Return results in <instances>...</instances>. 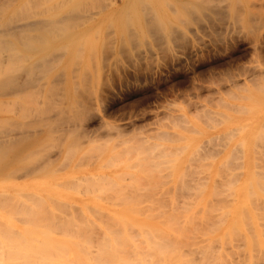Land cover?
Returning a JSON list of instances; mask_svg holds the SVG:
<instances>
[{"label":"rangeland","instance_id":"1","mask_svg":"<svg viewBox=\"0 0 264 264\" xmlns=\"http://www.w3.org/2000/svg\"><path fill=\"white\" fill-rule=\"evenodd\" d=\"M3 1V0H2ZM85 1V0H84ZM88 0H86V2H87ZM238 1H242L243 2V4H242V2H240L241 4H239V3H236V6L237 5H240V7H238L240 10L243 8V10H242V13H239L240 15L241 14H244V15H246V12L248 11L249 13H251V14H249V15H251V16H255L253 13H255L258 17L260 16V17H264V1L263 0H238ZM44 3H42V5L40 4V6H44V5H48L49 3H47L46 4V1H43ZM86 2H84V4L86 3ZM245 2V3H244ZM1 3H3V2H1ZM26 3V2H25ZM24 3V4H25ZM27 4V3H26ZM177 5V4H176ZM243 5V6H242ZM169 6H171V5H169ZM168 6H166V8H165V12H166V14L168 15V17L171 19L172 17H174V16H172L173 15V13L171 12V10H170V12L171 13H169V8H167ZM173 7V6H172ZM242 7V8H241ZM238 8H237V10H238ZM245 8H247V9H249V10H244ZM239 10V12H241ZM245 11V12H244ZM253 14V15H252ZM262 16H261V15ZM172 16V17H171ZM242 16V15H241ZM257 16H255V18H257ZM259 17V18H260ZM262 17V18H263ZM261 18V19H262ZM229 19V18H228ZM227 18L223 21L224 22V24H223V22H222V24H220L219 23V25H218V22H214L215 24H211L212 25V29H213V31H212V29H211V26L210 27H208L209 26V24H208V26L205 24L204 25V27H203V24H204V22H200L199 23V25L197 26V25H195L194 23H192L191 22V24L190 23H188V27L187 26H185L184 24L186 23H184L183 24V27L185 26V27H187L186 28V30L184 31V33H185V36H184V34H183V40H180V41H177L176 42V40H174L175 42H173L170 38H169V41L168 42H166V45H168V43L169 44H171V45H168L169 47H170V49L168 48V47H166L165 48V50H163V49H160L159 47V43H158V45L155 47V43L154 42H152V41H149L150 39H148L147 38V36H144L145 38H144V41L145 40H147V41H145V42H140V43H138V45L140 44V45H142L143 46V48H141L140 46L138 47V45H137V47H136V45L134 46V50H131V49H133V46L131 47V49H130V51H128V54L129 53H131V52H133V53H131V54H129V56H126L127 55V51L125 52V50L124 49H122V48H119V47H121L120 45H122L121 44V41H119L120 42V44H119V46L118 45H116V43L118 44L119 42H118V40L119 39H123V37L121 36V35H119L117 32H113V33H109V35H106V36H109V39H110V37L112 36V35H114V39L113 38H111L110 39V42L107 40H105V44H107L108 42H109V46H111V41H114V44H113V46L112 47H108V48H110L111 49V51L109 50V49H107V47H106V45H105V47H106V52H107V54L104 52L105 51V49L103 50V52L104 53H100V52H102L101 51V49H100V46L101 45H104V41L103 40H101L102 42H103V44L101 43V45L100 46H98V51L100 50V52H99V54H98V51H97V49L95 50V52H87V50H83L82 49V51H80V53L78 52V54H80L81 55V52H82V58L80 59V60H78L79 58H80V55H79V58L78 59H76V60H74L73 62H77L76 64H74L73 66L71 65V63L68 61V65H66L65 64V58H63L60 62H59V64L60 65H62V66H59V67H57V68H55V72L56 71H59V68H61V69H63L64 67V69H63V76H64V78H63V76H62V78H63V82L62 81H60V84L62 83V85H63V87H65V88H61L62 90H63V92L62 91H57V84L59 85L58 87L60 88V84H59V82H57V83H52V85L50 86V90L51 89H53V87L56 89V90H54V91H56V93H52L51 95H53V96H55V95H57V97H58V94H57V92H59L60 94H59V96L61 95V97H64V100H65V103H66V101L68 102V100L67 99H65V97L66 96H68V99H70V100H72L73 99V97H75L74 99H76V100H74L76 103H73L74 101H72V102H70V100H69V102L71 103V104H69V102L68 103H66L67 105H68V109L69 110H71L70 109V107H69V105H71L72 106V104H74L75 105V107L78 109H80L81 107V105H82V103H84V102H86V105H84V107L86 108V107H88V108H86V109H88V113L89 114H87L86 113V111H85V114H87V115H85L86 117H85V119L84 120H82L81 119V117H83V116H81L80 118H79V120H78V118H77V123H75V121L73 120L74 118H72V120L74 121V123L76 124V126H77V131H79L78 130V127H82V129H84V131H82V133L83 132H88V134L86 133H84L85 135H83L82 137H81V135L82 134H80L79 132H77V131H74L73 133L75 134V136L77 137V135H76V133L77 134H79L80 135V137L79 138H77V140L76 141H74V143H72V144H70V143H68L71 139H73L74 137V134H73V136H72V134H71V137L72 138H70V136H68V138H67V136L64 138V140H61L59 143H60V145H57V139L55 138V136H56V134H55V132H52V133H54V134H49V135H51V136H47V140L45 141L46 142V144H47V146H49L48 144H50L51 146H49V147H46V144H45V146L44 147H46V149L47 150H49V152H51L50 150L52 149V150H54V151H56V152H54V151H52L51 153H49L48 154V151H46V152H44L45 153V155H46V153L48 154V155H51V154H53V155H51L50 157H51V159H55V160H53V162H51L50 164H52L51 166H50V164L49 165H47V166H45V168H47L46 170H45V168L43 167V169H41L42 171H40L39 170V172L36 170V172H30V171H26L27 169V167H29L30 166V163L28 164V162H26L28 159H31L32 157H31V155L32 154H29V156H30V158L28 157V159H24V157H23V159H24V161L25 162H21L20 161V163H17L16 164V166L15 165H13V164H11V165H9L7 168H6V170H3L2 169V166H0L1 168H0V196H1V194H2V196L0 197L1 199H0V205H1V203L3 202L4 204L5 203H9V205H10V209L12 208V207H14V208H16L15 210H14V208H12V210H7V212H6V209H3L2 208V206L4 205L3 203H2V205L0 206L1 208H0V227L1 226H3V228H4V230L5 231H1L0 230V232H2V233H0V245L2 246V247H4V245L5 246H7V248L4 250V252H6V250L7 249H9V250H12V248H13V246H14V241L16 240V239H18V237H19V233L17 232V231H22V232H24L23 230H25L26 232H28V234H32V235H35L34 233H32L33 231H45V228H48V230L47 231H49L50 233H52V232H54V230L55 231H57V232H61L62 230H64V228H62V226L60 227V223L62 222V220H65V219H67V217H68V219L69 218H71L72 220L74 219V217H75V220L76 221H78V222H82V220L84 219V217L86 218V217H88V219L87 220H89V219H91V221L89 220V224H91V222L94 224L95 223V225H96V228H97V226L99 227V228H101V229H103V226H105L104 228H107L108 227V229H109V226H110V228H112L111 226H112V223H110V221L111 222H114L113 220H115V219H117V218H119V217H121L122 216V214H123V216H130V215H139L140 213H139V210H141L140 208H138V207H142L143 209H142V215H139V216H143V214H146V213H143V212H147V211H149V210H146V209H148V208H150V206L148 205V204H151V205H153V206H155L156 207V204H157V207L156 208H158L157 210H158V212H160V209L162 210L161 211V213L163 212H166L167 214H172V213H175V209L174 208H172V207H175V204H171L172 202H171V199H172V201L173 200H175V197L177 198L175 201H173V203L174 202H176V201H178V203H177V205H176V207L178 208L179 206V204L180 205H182L183 204V200L185 201L186 200V198H188L189 199V196L191 195V200H186V203L184 202V204H186V205H184V207H183V205L182 206H180L182 209L184 208V210H187V211H183L181 208H180V210H178V211H176V213H178L177 214V217H179L178 219L180 220V222H185V221H187L188 219H186L185 221H183L182 219H184L183 217H184V215L186 216L185 218H187V214H188V217L190 218V216H189V214H190V212H191V216H192V218H193V216H194V220L191 218V220H193V224L195 225V228L193 227L194 225H192L191 227H193L195 230H196V228H197V230L196 231H198L199 233L197 234V233H194L193 234V232H195L192 228H190V229H192L191 230V232H189L190 230H189V227H190V225L189 226H187V225H184V224H182L181 225V227H183L184 228V226H186V230H182V232L180 233L179 231H177L178 232V234L180 235V234H182L183 233V236H180V238L182 237V239L184 238V242H185V240L187 239V237H188V239H190L191 237V239L190 240H187V241H189V243L188 242H185V246L187 247V244H189L190 246L192 245V244H190V243H193V241L195 240V238H196V240L198 239L200 242H202V243H199V241L197 240V242L199 243V244H197L195 241H194V243H193V245L191 246V247H194V249L193 248H191V247H188V248H190V249H188V250H192V252L191 253H189L188 251H187V249L185 248V246H183L185 249H186V251L184 250V248H182V245H181V243L183 242V241H181L180 240V238H179V240H180V242L181 243H179V240H178V237H177V243L179 244L178 245V247H177V249L178 248H182L183 250H184V254H185V256L186 257H184L183 258V253H182V249L181 250H179V252L180 253H182V255L183 256H180V254H178L177 253V256L179 255V259H180V262H181V260H182V262L183 261H187L186 263L188 264V262L190 261H192L193 260V258L195 259H202V257H204V256H201V254L203 255L204 253L202 252V251H205L204 249H207V252L208 253H205V254H209V255H211V249H212V247H210V246H213V248H215L216 250H218V251H214V249H213V251L215 252V253H213V251H212V255H211V259H212V256L215 258V260H216V257H215V255H216V253H217V258L218 257H221V259H222V261H223V263H225L224 262V260H225V258L226 259H228V262H226L225 264H238L239 263V261H240V263L239 264H251V262H252V264H264V241H263V239H264V234H262L263 232H260V231H263L264 230V228H263V226H264V102H262V105L261 106H259V105H257V103H252L253 101L252 100H250V102H248L249 101V98H247L246 99V97L248 96L247 94H249L248 92H247V94H246V97L245 98H243L241 95L243 94L242 93V88H241V86H239L238 88L237 87H235V88H237L238 90H239V88L241 89V91L239 90H235L234 89V87L233 86H230V84L231 85H233L231 82H229L230 84H228V81H227V79L225 78V74L224 73H222L225 69H227L226 67H228V69L230 68V72L231 71H235V67H237L238 68V70H239V72H242V73H244V75H241V77H236L235 79V81H237L236 83H238L239 85L240 84H242L244 81H248L247 79L248 78H250V76H247L248 75V73H249V71L250 70H252L254 67H256L258 64L259 65H261V67H263L264 68V57H261L262 58V60H261V58L260 57H255V55H253L252 54V47H253V45H255L256 43H258V45L260 46V47H262L263 49H264V37H262V36H264V24H262L263 25V27L262 28H260V29H257V31H258V33H257V31H256V29L254 30V28H253V26H254V24H255V22H257L258 20H256V19H254V23H252V28H253V34H259L258 36H259V41H256V42H253V41H251L250 39V37L252 36V34H251V32H250V30H248L246 27H242L241 25H243L241 22H237V24L238 23H240V27H238L237 26V24H236V22H233L232 23V25H235L236 24V26L235 27H229L228 26V24H230L231 22H230V20H232V19H230V20H228ZM256 20V21H255ZM233 21V20H232ZM263 22H264V18H263V20H262ZM228 22V23H227ZM179 24L180 23H177V25H175V26H173L175 29H176V27H178L179 26ZM217 24V25H216ZM258 25L260 24V22L258 21V23H257ZM216 25V26H215ZM228 27H227V26ZM232 25H230V26H232ZM256 25V24H255ZM180 26H181V28H182V24H180ZM179 26V27H180ZM207 26V27H206ZM222 28H221V27ZM227 29H224V27ZM179 27L176 29V32H177V30L179 29ZM198 27H201V28H198ZM206 27V28H205ZM243 29H242V28ZM112 28V27H111ZM180 28V29H181ZM188 28H189V31H188ZM207 28H209V30L207 29ZM214 28H215V30H219L220 31V29H224V30H222V31H220V33H222V34H220L223 38H220L221 36H218V37H216V35H215V37H216V39H218V40H223V41H226V42H229V39H231V41H230V44L231 45H229V44H227V45H229V46H227L228 47V49H227V47L225 46V48H224V46L222 45L223 43H221V42H219V41H215V37L213 36L215 33H214ZM219 28V29H218ZM247 29L246 31H247V33H246V31H244V29ZM259 28V27H258ZM108 29V30H107ZM185 29V28H184ZM183 28L181 29V30H184ZM199 29H200V31H199ZM234 29H236V30H234ZM110 30H112V29H110V27L108 28V27H106L105 29H104V32H108V31H110ZM197 30H198V32H197ZM229 30H230V32H229ZM202 31V32H201ZM214 33V34H212V32ZM239 31V33H237ZM240 31H242V32H244V33H246V37H244L245 35H244V33H240ZM254 31H256V33L254 32ZM103 32V33H104ZM106 32V33H107ZM211 32V33H210ZM229 32V33H228ZM250 32V34H248ZM207 33V34H206ZM212 34V35H211ZM103 35V34H102ZM104 36V35H103ZM102 36V37H103ZM106 36H104V39H106L105 37ZM117 36L119 37V38H117ZM141 36V35H140ZM226 37V38H225ZM249 37V38H248ZM260 37H262V38H260ZM118 40H117V39ZM141 38H143V36H141ZM147 38V39H146ZM214 38V39H213ZM101 39H103V38H101ZM113 39V40H112ZM234 39V40H233ZM163 40H166V37L163 39ZM251 41V42H250ZM154 45V47H151V43ZM162 42V41H161ZM161 42H160V45H161ZM164 42V41H163ZM183 42V43H182ZM215 42V43H214ZM146 43H148L147 45H146ZM252 43H255V44H252ZM260 43V44H259ZM214 44H218V48L219 49H217V48H215V46H214ZM235 44V45H234ZM107 45V46H108ZM173 45V46H172ZM220 45L222 46V47H220ZM233 45V46H232ZM116 46H118V47H116ZM123 46V45H122ZM159 46V47H158ZM162 46H165V44L164 45H161V47ZM213 46H214V48H215V50H214V48H213ZM232 48H231V47ZM255 46H257V44L255 45ZM146 47V48H145ZM172 47V48H171ZM101 48H103L102 46H101ZM116 48H118L117 50H116ZM141 48V49H140ZM163 48V47H162ZM212 50H211V49ZM221 48H223V49H221ZM113 49V50H112ZM128 49V48H127ZM128 49V50H129ZM160 49V50H159ZM166 49H168V50H166ZM218 51H217V50ZM146 50V51H145ZM165 53H164V52ZM110 52V53H109ZM125 52V53H124ZM140 52V53H139ZM41 53H43V52H41ZM86 53V54H85ZM89 53V54H88ZM122 53H124L125 54V56L126 57H124V54H122ZM135 53H137L136 54V56H135ZM165 55H164V54ZM68 54H69V52H68ZM101 54H102V56L104 57H102L101 56ZM106 54V55H105ZM140 54V55H139ZM87 55L89 56V55H92V56H94V55H96V56H94V57H91V56H89V58L87 57ZM105 55V56H104ZM146 55V56H145ZM132 56H135V60L133 59V57ZM139 56V57H138ZM259 56V55H258ZM142 57V58H141ZM147 59H146V58ZM94 58V59H93ZM139 58V59H138ZM89 59H90V62H89ZM92 59H93V61L94 62H92ZM79 62H78V61ZM100 60V61H99ZM235 60V61H234ZM95 61H97L96 63H95ZM233 62V63H232ZM90 63V64H89ZM92 63V64H91ZM101 63V64H100ZM94 64H95V66H94ZM148 64V65H147ZM243 64V65H242ZM89 65H92L91 67L93 68H91ZM82 66H83V68H82ZM98 66V67H97ZM72 67H74L75 69L74 70H72ZM86 67H87V69H86ZM143 67V68H142ZM85 68V69H84ZM98 68V69H97ZM233 68V69H232ZM235 68V69H234ZM71 69V70H70ZM77 69H78V71H77ZM80 69H81V71H83V73H85V71H87L85 74H88V77H86L85 76V74H84V76H85V78L83 77V81L84 80H86V82H85V84L86 83H88V89H86L85 90V88H83L85 91V96L83 95V91L82 90H78V88H80V87H76L75 85H79V82H80V79H82V78H80L79 77V73L81 72L80 71ZM82 69H84V70H82ZM224 69V70H223ZM232 69V70H231ZM91 70V71H90ZM141 70V73L139 72ZM242 70V71H241ZM61 71V70H60ZM59 71V72H60ZM212 71V72H211ZM226 71V70H225ZM224 71V72H225ZM229 71V70H228ZM53 72H54V70H53ZM52 72V74L50 73L49 74V77H48V79L47 80H51L54 76H52V75H54V73ZM72 72V73H71ZM77 72V73H76ZM248 72V73H247ZM76 73V74H75ZM83 73H81V75L83 76ZM233 73V72H232ZM90 74V75H89ZM136 74H138V75H136ZM146 74V75H145ZM224 74V75H223ZM234 74V73H233ZM70 75L72 76V77H75L74 75H76L77 77H75V79L73 78L72 79V77H70ZM80 75V76H81ZM133 75H136L137 77L139 76V80L137 79V77H136V79L137 80H135L134 79V76ZM126 76V77H125ZM210 76H212V77H210ZM224 76V78L226 79L225 81L226 82H224L223 81V79H222V77ZM247 76V77H246ZM52 77V78H51ZM90 77V78H89ZM76 78H77V81H76ZM80 78V79H79ZM122 78H124V79H122ZM142 78V79H141ZM244 78H246V80H244ZM76 81L75 83H78V84H73V81ZM90 80V82H88L87 80ZM221 81H220V80ZM238 79V80H237ZM53 80V79H52ZM218 80V81H217ZM244 80V81H243ZM71 81H72V83H71ZM221 82L220 83V85H218V83L217 82ZM223 81V82H222ZM82 82V81H81ZM214 82H216L217 83V85H216V83H214ZM260 83H261V81H259ZM258 81H256L255 82V84H257V83H259ZM259 83V85H261L262 84V86H261V88L263 87V89H264V85H263V83L264 82H262L261 84ZM72 84V85H71ZM54 85V86H53ZM61 85V86H62ZM87 85V84H86ZM86 85H85V87H86ZM92 85H93V87H92ZM79 86H83L84 87V83H83V85H79ZM219 86H220V88H219ZM254 86V87H253ZM52 87V88H51ZM66 87H68V88H66ZM73 87H75V89L77 88V90H76V92L73 90ZM257 88V86H255L254 84H252V87H251V85H250V88H254V89H256ZM43 88V87H42ZM41 88V89H42ZM45 88V87H44ZM40 89L41 90V92L39 91H36V92H38L37 94H39L38 96H37V94H36V96L39 98L41 95V100H42V98L44 97V93L46 92L45 90L46 89ZM72 88V89H71ZM218 88V89H217ZM259 88L260 87H258V89H256V91L255 90H253V92H251L252 90L250 89V93H253V94H259L258 92L260 91L259 90ZM260 88V89H261ZM60 89V90H61ZM65 89H67V91H68V95H66L67 94V91L65 92ZM72 91H71V90ZM81 89H82V87H81ZM231 89H232V91H233V89H234V91L232 92L231 91ZM30 90V91H29ZM29 90H27V93H33L34 92V95L33 94H31V96H33V97H29L31 100H32V98H34L33 99V102H35L36 100H37V102L40 100V99H37V97H36V99H35V90L36 89H33V91L31 90V89H29ZM48 90V89H47ZM59 90V89H58ZM93 90V91H92ZM32 91V92H31ZM49 91V90H48ZM47 91V92H48ZM51 91H53V90H51ZM51 91H49L50 93H51ZM77 91H79V92H81L82 93V96H81V94L80 95H78V96H76L77 94ZM219 91V92H218ZM237 91H238V93H237ZM246 91V90H245ZM254 91H255V93H254ZM258 91V92H257ZM261 91H263L264 92V90H261ZM261 91H260V94L259 95H261V94H263V93H261ZM65 92V93H64ZM71 92H75L74 94L73 93H71V95H70V93ZM234 92H236V93H234ZM243 92H244V90H243ZM257 92V93H256ZM26 92H25V94H27ZM30 93L29 94H27V98H28V95H30ZM40 93H42V94H40ZM50 93H48V95L50 94ZM63 93H64V96H62L63 95ZM231 93H234V94H241L240 96L241 97H239V96H236V100L234 99V94H231ZM246 93V92H245ZM47 95V93H45V96ZM51 95H49V97H44V99L46 100V98L48 99H51L52 97H50ZM73 95V96H72ZM88 95V96H87ZM264 95V94H263ZM69 96H72V97H69ZM218 96H221V98L222 99H220V97H218ZM80 97H82V98H80ZM28 98V99H29ZM54 98V97H53ZM55 98H56V96H55ZM54 98V101L56 100ZM82 101H80L79 99ZM84 98H86L85 100H84ZM218 98V99H217ZM241 98V99H240ZM243 98V99H242ZM1 99H3V96H1L0 95V100ZM29 99V100H30ZM219 101V99H220V101L218 102L217 100ZM29 100L27 101L28 103H29ZM31 100H30V102H31ZM44 100V101H45ZM63 100V101H64ZM77 100H79L80 102H81V104L79 105L78 103H80L79 101H77ZM207 100H209V102L206 101ZM215 100V101H214ZM240 102H239V101ZM2 101V100H1ZM58 101V100H57ZM224 101V102H223ZM248 102L247 103V105H245L246 104V102ZM33 102H31V103H33ZM51 102H52V100H51ZM78 102V103H77ZM228 102V103H227ZM231 102V104L233 105V107H232V105H231V108H230V105H229V110L227 109V107L226 106H228L227 104H229ZM26 103V102H25ZM24 103V104H25ZM28 103H27V105H28ZM218 105H217V104ZM252 103V104H251ZM0 104H1V102H0ZM199 104H201L200 106H199ZM203 104H206V105H203ZM224 104H226V105H224ZM236 104V105H235ZM238 104H240V106L238 105ZM242 104H244V105H242ZM88 105V106H87ZM91 105V106H90ZM197 105V106H196ZM205 106L204 108H203V106ZM223 105V106H222ZM238 105V106H237ZM254 106L255 107V109H254V107L252 108V109H249L248 107L249 106ZM1 106V105H0ZM77 106H79V107H77ZM83 106V105H82ZM90 106V107H89ZM243 107L244 106V109L246 110L247 109V111L245 112L244 110V113H242L243 111L241 110V112L240 111H238L239 110V108L238 107ZM259 106V107H258ZM224 107H226V108H224ZM234 107H236V108H238V112H239V114H238V112L237 111H234V110H232V109H235ZM250 107V108H251ZM258 107V108H257ZM71 108H73V106L71 107ZM209 110H208V109ZM260 108V109H259ZM89 109H90V112H89ZM207 109V110H206ZM249 109V110H248ZM254 109V110H253ZM257 109V110H256ZM0 110H2V108H0ZM85 110V109H84ZM199 110V111H198ZM232 110V111H231ZM80 112H81V109L79 110ZM204 111V112H203ZM213 111V112H212ZM228 111H229V113H232V114H230L229 115V113H228ZM234 111V112H233ZM253 111V112H252ZM70 112V111H69ZM197 112H199L200 114H198ZM220 112H223L221 115H226V116H221V115H219L220 114ZM236 112V113H235ZM249 112H251V113H249ZM255 112V113H254ZM196 113L198 114V115H196ZM204 113V114H206L205 115V120L206 121H211L212 122V118L214 119V121L215 122H212L213 123V125L212 124H210V125H212L211 126V128H210V126H209V123H211V122H206L207 124H206V126H205V124L203 125V123H205V120L204 119H202V118H204V116H202V118H200L199 119V116L200 115H202V114ZM210 113H212V114H210ZM3 114V112L1 111L0 112V116ZM203 114V115H204ZM84 115V114H83ZM198 117V119H196L197 117ZM227 115L230 117H228L227 118ZM208 118H207V117ZM219 116H220V118H219ZM249 116V117H248ZM194 117H196V118H194ZM223 119H222V118ZM226 117V118H225ZM244 117H245V119H251V118H253L254 120L253 121H241V120H244ZM184 118V119H183ZM186 118V119H185ZM209 119V120H207V119ZM76 119V118H75ZM81 119V120H80ZM198 120H200V121H198ZM204 120V121H203ZM222 120H224V121H222ZM81 121V122H80ZM83 121V122H82ZM198 121V122H197ZM220 121H222V122H220ZM187 122V123H186ZM196 122V123H195ZM261 122H262V124H263V127L262 126H259L260 124H261ZM81 123V124H80ZM191 123H194L195 125L197 124V125H201L202 127H206L205 128V130H204V135H202V136H200V135H196V133H194L193 131H191V130H189V129H192L193 128V124H191ZM201 123V124H200ZM248 123V124H247ZM73 124V123H72ZM74 124V125H75ZM189 125V126H186V125ZM240 124H241V126L242 125H245L244 127H243V129H239V130H237L238 129V127L240 126ZM261 124V125H262ZM183 125H185V127L183 126ZM208 125V126H207ZM192 126V127H191ZM240 126V127H241ZM187 127V128H186ZM188 127H190V128H188ZM213 127V128H212ZM231 127L233 128V127H236L237 129V131H234L235 130V128H234V130H232V131H234V132H236V133H234V132H230L229 133V135L228 134H226V139L228 140V141H226L227 143H228V145H232V144H237V142L240 140L241 141V139H244V143H243V145H242V147H241V149H239V150H237L236 151V149H234V151L235 152H233V155H231L232 154V150L230 151V149L231 148H228L227 150H224V151H221V152H219V153H217V152H214L215 154L214 155H212V153H211V158L210 157H207V156H210V153H209V151H211L210 149H209V151L207 152H204L207 148V146L208 145H211V141L213 142V140H214V142H215V138H213V140H211L210 139V137L209 136H211V138L216 134L215 133V131L217 132L218 130V132H223L224 131V133H226V130H227V132H229V131H231V130H229V129H231ZM239 127V128H240ZM262 127V128H261ZM183 128V129H182ZM229 128V129H228ZM186 131H185V130ZM193 130H194V128H193ZM229 130V131H228ZM81 131V130H80ZM165 131H168L169 133H168V135L166 134V132ZM195 131V130H194ZM161 132H163V134H161ZM165 132V133H164ZM171 132H173V134L171 135ZM196 132V131H195ZM178 135V137L176 136V134ZM167 135V139H166V136H164V135ZM175 134V135H174ZM54 135V136H53ZM78 135V136H79ZM90 135V136H89ZM161 135H163V136H161ZM174 135V136H173ZM180 135H181V137L183 136V138H181L180 137ZM213 135V136H212ZM227 135H228V137H227ZM231 135V136H230ZM234 135V136H233ZM53 136V137H52ZM86 136H89L88 138H87V141H86V138L85 137ZM161 139V137H163V139L162 140H159V138ZM170 138H169V137ZM197 136V137H196ZM48 137H49V139H48ZM52 137V138H51ZM92 137V138H91ZM155 137H157L158 139H156ZM165 137V138H164ZM175 137L176 138H179V139H181V140H179V139H175ZM195 137V138H194ZM231 137V138H230ZM53 138H55L56 139V141H55V139H53ZM81 138V139H80ZM187 138H189V139H193L194 138V140H188ZM51 139H53V140H51ZM79 139H80V141L82 142H80L79 141ZM83 139H85V140H83ZM208 140L209 139V141H206V140ZM43 140V139H42ZM41 140V141H42ZM48 140H51L50 142H52V143H50V142H48ZM69 140V141H68ZM75 140V139H74ZM146 140H147V142H146ZM163 140H165V141H163ZM186 140H188V143H189V145L190 146H185V144H186ZM197 140H198V142H199V144H206L207 146L205 147V148H203V150H202V147H203V145H199V148H198V144H196V142H197ZM202 140H204L203 142H202ZM211 140V141H210ZM217 140V139H216ZM222 140H224V139H222ZM40 141V142H41ZM53 141H54V144H53ZM64 141V142H63ZM66 141H67V143H66ZM73 140H71L70 142H72ZM149 141V142H148ZM202 143H201V142ZM45 142H41V144L43 143H45ZM56 142V143H55ZM91 142V143H90ZM148 144V145H151L152 143L151 142H156L157 144L159 143V145L160 146H158V147H162L161 149H157V147L154 149V151L152 150V147L153 146H150L151 148V150H149L148 151V149H149V147L147 148V146L146 147H142V144H143V146H145V145H147L146 143ZM204 142H206V143H204ZM81 144V146H80V144ZM154 143H153V145H154ZM155 143V144H156ZM195 144L196 146H197V149H196V147L193 145V144ZM208 143V144H207ZM66 144H68V145H73V146H71L72 147V149L71 150H69V151H65V149H69V148H71V147H67L66 148V146H68V145H66ZM94 144V145H93ZM239 144V143H238ZM79 145V146H78ZM102 145V147H100ZM104 145V146H103ZM132 145H134V146H132ZM163 145V146H162ZM165 145H166V150L168 149H170L171 148V151L174 153V155L172 154V152H170V150H169V152L167 153L166 152V150H165ZM61 147L60 149H57V147ZM76 146V147H75ZM155 146V145H154ZM202 146V147H201ZM56 148V150H55V148ZM79 147V149H77ZM125 147H127V148H125ZM129 147V148H128ZM133 147H135V148H133ZM142 147V148H141ZM169 147V148H168ZM173 147V148H172ZM51 148V149H50ZM65 148V149H64ZM130 148H131V151L133 150V152L135 151L136 153H132V158L130 157V154L129 153H131V151H130ZM144 148H146V151H148V153L145 151V149ZM209 148V147H208ZM33 149V147H31L27 152H29V151H33L32 150ZM125 149V150H124ZM139 149H140V152H139ZM144 151H143V150ZM174 149H176V150H174ZM200 149V151H198L197 152V150H199ZM88 150V151H87ZM95 150V151H94ZM127 150H128V152H127ZM137 150H138V153L140 154V159H139V155H138V153H137ZM142 150V151H141ZM157 150H159L160 152H158ZM164 150V151H163ZM175 152H174V151ZM60 151V152H59ZM70 151H75L74 153H69ZM92 151V152H91ZM124 151V152H123ZM150 151L152 152V153H150ZM194 151H196V152H194ZM203 151V152H202ZM213 151V150H212ZM59 152V153H58ZM65 152V153H64ZM66 152H67V154L69 153V155H67L66 154ZM85 152H87L86 154H85ZM96 152V153H95ZM117 152V153H116ZM118 152H119V157H118ZM142 152V153H141ZM143 152H145V153H143ZM154 152V153H153ZM164 153V156H163V154L160 156V160L158 159L159 158V155H160V153ZM181 152V153H180ZM191 152H193V153H191ZM199 152H200V154H199ZM240 152V153H239ZM43 153V154H44ZM57 153V154H56ZM66 154L65 156H66V158H65V156H63L64 154ZM83 155H82V154ZM112 153H114V154H112ZM116 153V154H115ZM155 154V155H150V156H152V157H154V158H152V157H150V156H148L147 154ZM165 153H167V154H165ZM170 153V154H169ZM176 153H178V154H176ZM197 153V154H196ZM204 153H206V154H204ZM239 153V154H238ZM40 154V153H39ZM56 154V155H55ZM73 154V155H72ZM93 154H95V155H93ZM126 154H127V156H126ZM135 156H134V155ZM143 154V155H142ZM145 154V155H144ZM169 154V155H168ZM172 154V155H171ZM193 155V160L195 161V162H193L192 161V163H194V164H192L191 162L189 163V161H191V159L189 160L188 159V156H190L191 158H192V155ZM236 154H238L237 156H236V158L237 157H240V158H238V160L235 158V157H233L234 155H236ZM71 155V156H70ZM82 155V157H80ZM85 155V156H84ZM88 155V156H87ZM90 155H92L90 158H89V156ZM128 155H129V157H128ZM137 155H138V157H137ZM196 155V156H195ZM197 155H198V157H197ZM202 155V156H201ZM232 156V158H230L231 156ZM67 156H68V158H70V159H67ZM83 156H84V161H83ZM117 156V157H116ZM143 156H146L145 158H143ZM155 156H157L156 158H155ZM199 156H200V158H199ZM53 157V158H52ZM63 157V158H62ZM78 157H80V158H82V161L80 160V162H78V163H76V161H77V159H78ZM86 157H88L87 159H86ZM115 159H114V158ZM138 159H137V158ZM149 157V158H148ZM189 157V158H190ZM194 157H196V158H194ZM203 158V163L201 162V163H199L201 160H202V158ZM34 158H35V156H34ZM108 158H110L109 160H108ZM113 158V159H112ZM119 159V161H117V159ZM135 158V159H134ZM141 158H143L142 160H141ZM146 158H148V160H149V162L147 161V159ZM172 158L173 159H176V160H172ZM208 158V159H207ZM226 158H227V160H229L228 161V163H230V160L232 161V163H230V164H228V165H230L231 166V164H233V165H235V166H238L239 165V167H236V168H234V169H231V171H230V173L228 172L230 169L228 168V165H226L227 163L225 162L226 161ZM230 158V159H229ZM65 159H67V160H65ZM127 159V160H126ZM155 159V160H154ZM161 159H165V162L163 161V162H160V161H162ZM171 159V160H170ZM187 159H188V161H187ZM234 159H235V161H234ZM22 160V159H21ZM34 159H32L31 161L29 160V162H32ZM62 160H64L63 162H62ZM114 160V161H113ZM134 160V161H133ZM139 160H140V164H139ZM157 160H159V162L157 161ZM222 160H223V163H225V164H223V163H221L222 162ZM23 161V160H22ZM52 161V160H51ZM61 161V162H60ZM104 161H106V162H104ZM108 161H109V163H111L110 165H109V163H108ZM116 161V162H115ZM132 161V162H131ZM136 161H138V162H136ZM154 163H153V162ZM167 161L169 162V163H167ZM175 161V162H174ZM186 161H187V163H186ZM236 161H238L237 163L238 164H236L235 162ZM66 162V164H62V163H65ZM69 162V163H68ZM114 162V163H113ZM121 162V163H120ZM127 162H129V164L127 163ZM131 162V163H130ZM135 162H136V164H135ZM144 162V163H143ZM150 162H152L153 164H155V165H153L152 163H150ZM156 162H158V163H156ZM196 162H198V163H196ZM240 162V163H239ZM160 163V164H159ZM186 163V164H185ZM235 163V164H234ZM28 164V165H27ZM59 164V165H58ZM60 164H62V166L64 167V168H59V167H61V165ZM116 164H118V165H116ZM129 166H128V165ZM130 164L132 165V167L130 166ZM144 164H146V165H144ZM156 164H159V165H157L156 166ZM162 164V165H161ZM166 164V165H165ZM173 166H172V165ZM185 164V165H184ZM189 164H192V165H194V166H192V165H190L189 166ZM223 164V165H222ZM23 165H27V166H25L26 168H24V166ZM116 165V166H115ZM133 165H136V166H133ZM149 165V166H148ZM152 165V166H151ZM167 165H169L170 166V168H168L169 166H167ZM187 165V166H186ZM224 165H226V169H224L225 168V166ZM12 166V167H11ZM19 168H21L20 169V171L22 170H24V172L26 171V172H30V174H28L27 175V173L25 174L24 172H23V175H22V171L20 172V174L22 175V177L20 176V174H19V176L17 175V172L19 173V169H18V167ZM21 166V167H20ZM58 166V167H57ZM138 166V167H137ZM142 166V168H140V167ZM143 166H146V168L145 167H143ZM158 166H160V167H162V168H159ZM164 166H165V170L163 169L164 168ZM167 166V167H166ZM173 168H172V167ZM176 166H177V169H176ZM184 166V167H183ZM196 166V167H195ZM222 166H224V168H222ZM229 166V167H230ZM234 166V167H235ZM10 167V168H9ZM56 167H57V169H58V171H55V169H56ZM125 167V168H124ZM156 167H158V170H160L159 171V175H161V177H158L157 176V168ZM185 167H187L186 169H185ZM192 169V168H196V169H198L199 171H197V170H195V171H197V172H201L200 173V175H203L202 176V178H201V176L199 175V174H197V175H195V173H191L190 172V168ZM9 168V169H8ZM50 168V169H49ZM138 168V169H137ZM153 168V169H152ZM206 168H207V170H206ZM231 168H232V166H231ZM14 169V173H16V175H11L13 172H12V170ZM26 169V170H25ZM56 169V170H57ZM62 169V170H61ZM137 169V170H136ZM141 169V170H140ZM149 169H151V170H149ZM176 169V170H175ZM184 169V170H183ZM189 169V170H188ZM222 169H224V171L222 170ZM3 170V171H2ZM9 170H11V172H10V174L8 175V172H9ZM15 170H17V172L15 171ZM47 170H49V171H47ZM145 171V172H148V173H146L145 174V172H142V173H144V175H142V173H141V171ZM156 170V175L154 174V173H152V172H154ZM187 170V171H186ZM193 171H194V169H192ZM223 172H222V171ZM228 172V173H226V171ZM233 170V171H232ZM241 170V171H240ZM53 171V172H52ZM127 171V172H126ZM162 171V172H161ZM194 171V172H195ZM219 171V172H218ZM238 171H240L241 173H238ZM123 172V173H122ZM124 172H125V174H124ZM152 174H151V173ZM182 172H184L183 174H182ZM185 172H186V175L187 176H185L184 174H185ZM188 172H190L192 175H194V177L193 176H191L190 177V173H188ZM7 173V174H6ZM32 173V174H31ZM116 173H118V174H116ZM122 175V176H119L120 174ZM133 173H136V174H134V175H137L138 177H140L139 176V174L140 175H142L141 176V179L140 178H138L137 176L135 177L134 175H133ZM164 175H162V174ZM167 173H170V174H167ZM207 173H208V175H207ZM223 173H226V175L225 174H223ZM232 173H234V175L232 174ZM25 174V175H24ZM34 174V175H33ZM93 174V176H91ZM94 174H96V176L94 175ZM112 174V175H111ZM116 176H115V175ZM150 174V175H149ZM189 174V175H188ZM217 174H220L219 176H221L220 178H218L219 176L217 175ZM222 174V175H221ZM227 174H229L228 176H227ZM236 174H240V175H238V177H237V175ZM81 175V176H80ZM87 175V176H86ZM88 175H90V177H93V178H91V181H90V179L88 178L89 176ZM100 175V177L98 178L97 176H99ZM198 175H199V177H200V179L198 178ZM233 175V176H232ZM12 176V177H11ZM15 176H17V177H15ZM77 177V178H74V182H73V177ZM83 176V177H82ZM95 176V177H94ZM109 176V177H108ZM117 178L118 176H119V178H115V177ZM149 176H150V178H149ZM151 176H152V178H151ZM170 176V177H169ZM178 176V177H177ZM218 176V177H217ZM222 176H224V178H222ZM225 176H227V177H225ZM230 176H232V178H234V179H232ZM235 176V177H234ZM84 177H87V179H84ZM133 177H135L134 178V180H133ZM145 177V178H144ZM158 177V178H157ZM176 177L177 178H179L178 180H182V179H184L183 181H177L176 182ZM180 177H181V179H180ZM183 177V178H182ZM184 177H186L187 179L189 178V180H188V182H187V179L186 178H184ZM229 177H230V180L232 179V181L233 180H235L233 183H231L232 181H230L229 180ZM237 177V179H235ZM69 178H71V180L72 181H70V179ZM81 178V179H80ZM95 178V179H94ZM97 178V179H96ZM109 178V179H108ZM111 178V179H110ZM114 178V179H113ZM143 178V179H142ZM160 178V179H159ZM171 178V179H170ZM192 178H193V180H192ZM196 180H199V181H195V182H198L197 184L196 183H192L191 181H194L195 179ZM227 178H228V180L230 181V183H229V181L227 180ZM258 178H259V180L260 181H258ZM69 181H68V180ZM75 179H77V181H75ZM82 179H84V180H82ZM94 179V180H93ZM137 179H139V180H137ZM152 179V180H151ZM154 179H156V180H159L160 182L159 183H157V181L156 180H154ZM191 179V180H190ZM226 179V180H225ZM64 180H66V181H64ZM79 180H82L83 181V184H85V180H86V182L88 181H90V183H91V185H93L94 184V182L93 181H102V183H100V185L98 186V184H96V182H95V187L93 188V186L92 187H90L89 185H88V187H87V185H85V187H87L88 189H86L84 186H83V184L82 185H80L82 182L80 181V182H78ZM110 180V182H108ZM112 180V181H111ZM115 182H114V181ZM200 180L202 181V182H200ZM224 180V181H223ZM256 180V181H255ZM61 181H64V183H61ZM67 181L68 182H70V184L69 183H67ZM105 181V182H104ZM131 181V182H130ZM138 181H140V186L142 187V186H144V185H146L147 186V184H148V181H149V186H148V189L146 190V189H144V188H141L140 187V189H139V191H138V188H139V183H138V188L136 187L137 186V184H135L136 182H138ZM150 181H152L153 183L155 182V184H153L152 182L150 183ZM162 181V182H161ZM194 185V187L196 186V189L197 190H195V188H193L192 187V185H191V183ZM206 181V182H205ZM216 182L217 181V184L215 183L214 184V182ZM218 181H220V182H218ZM228 181V182H227ZM247 181H249V182H247ZM263 181V182H262ZM73 182V183H72ZM88 182H87V184H88ZM112 182H114V183H112ZM116 182H118L119 184H120V186H123V187H116L115 185H118ZM134 182V187L135 188H137V189H135V188H133V186L130 188V190H129V187L127 188V190H126V184H128V185H133V184H131V183H133ZM199 182H200V184H201V186H198V185H200L199 184ZM205 182V183H204ZM213 182V183H212ZM221 182H223V184L221 183ZM225 182V183H224ZM258 182V184H256L255 185V183H257ZM58 183V185H56ZM61 183V185L63 184V185H65V187L64 186H60L59 184ZM75 183H76V186H74L75 185ZM79 183V184H78ZM89 183V184H90ZM103 183H105V184H103ZM108 183H109V185H108ZM113 184L114 186H113V188L112 187H110V186H112L111 184ZM144 183V184H143ZM171 183H172V185H171ZM180 183V184H179ZM182 183L184 184V183H187L186 185H187V187H188V189H187V191L189 192V194L190 195H188V194H185V193H187V192H185L186 191V188H185V186H183V188H180L179 189V186L180 185H182ZM220 183V184H219ZM228 183V184H227ZM69 184V185H68ZM72 184V185H71ZM159 184V185H158ZM178 184V185H177ZM222 184V186H223V189H224V192H223V189H222V186H220ZM224 184H226V185H228L227 187L226 186H224ZM231 184H233V185H231ZM248 184V185H247ZM69 187H67V186ZM70 185H71V188H70ZM110 187H108V186ZM125 185V186H124ZM150 185H152L151 187H150ZM154 185H155V189L156 190H159L158 192L157 191H155L154 192ZM171 185V186H170ZM191 185V186H190ZM214 185H216L215 187H214ZM219 185V186H218ZM249 185H250V187H249ZM263 185V187H261ZM99 188H101L102 189V187L104 188V186H105V189H106V191L105 192H107L105 195L107 196H105V195H103L102 193H104L103 191L104 190H98V187ZM100 186H102V187H100ZM106 186H107V188H106ZM146 186H144L145 188H146ZM178 187V191H176L177 189H176V187ZM189 186L191 187V189H189ZM218 186V187H217ZM67 187V188H66ZM72 187L73 188H75V190H72ZM79 187V189H78V192H77V188ZM90 187V188H89ZM117 188V189H115V188ZM124 187H125V191H123L124 192V194H125V192H126V196L124 195V196H122L123 198L125 197L126 198V201H124L125 199H123V204H122V200L119 198L120 197V195H122L123 194V192H120V195H119V197L117 196L118 195V188L120 189V188H122V190H124ZM166 187V189H164ZM180 187H182V186H180ZM203 187V188H202ZM213 187V188H212ZM219 187H221V188H219ZM225 187V188H224ZM247 187L248 188H250L249 190L251 191H248V189H247ZM258 187H260V188H258ZM97 188V190H95ZM160 188H161V190H162V188H163V193H162V191L160 190ZM167 188L168 189H170V190H167ZM185 188V189H184ZM214 189L215 191H216V188L218 189L216 192L215 191H213L212 189ZM228 188V190L227 191H225L226 189ZM232 188H233V190H232ZM91 189H94V190H92V192H91ZM142 189H144V192H143V190ZM151 190L152 189V191L154 192H152V191H150V192H152V194L148 191V190ZM174 189H176V190H174ZM181 189H183L182 191H181ZM199 189H200V191L202 192L200 195H199V193H198V191H199ZM239 189V190H238ZM251 189H253V190H251ZM258 189V190H257ZM114 191V190H116V193H117V195H116V193H115V191H114V193H115V195H116V197L114 196V194H113V192L112 191ZM121 190V189H120ZM119 190V191H120ZM131 191V192H129V191ZM146 190V191H145ZM174 190V191H173ZM179 190L181 191V194H180V192H179ZM191 190V191H190ZM194 190V191H193ZM230 190V191H229ZM93 191H95V192H93ZM99 191V192H98ZM109 191H111V192H109ZM140 191H142V192H140ZM165 191V192H164ZM167 191H169V194H168V192ZM170 191H171V194H170ZM178 192V194L176 193V192ZM218 191H222L221 192V194H222V196L226 193L228 196L231 194V196H229V197H231V199L230 198H226V197H224V198H222L221 199V197L222 196H220V195H218V196H220L219 198H217L216 197V195L214 194V196L215 197H213L212 195V192L214 193H217ZM232 192L233 191V193H230L229 194V192ZM248 191V192H247ZM18 192H20V194H17ZM27 194H26V193ZM28 192L29 193H31V195L32 194H34V196H31L30 194H28ZM75 192H76V194H75ZM86 192V193H85ZM90 194H89V193ZM146 192L148 193H150V195H148V194H146ZM184 192V193H183ZM194 192H196V196H197V199H195V195L193 196L192 195V193L194 194ZM210 192H211V194H210ZM245 192L248 194V196H249V198H247V194L245 195ZM262 192V193H261ZM6 193V194H5ZM7 193H8V195H7ZM23 193V195H21ZM101 193V194H100ZM141 193H144V194H141ZM157 193H159V194H157ZM161 193V194H160ZM167 193V194H166ZM177 194L178 195V197L175 195V194ZM240 194L241 195V193L243 194V195H241V197H240V195H238V194ZM251 195H250V194ZM10 194V195H9ZM127 194H129L128 196H129V198H132L130 201L128 200V196H127ZM164 194V195H163ZM185 194V195H184ZM218 194V193H217ZM226 194L224 195V196H226ZM258 195V197H254L253 195ZM7 196V198H9V196H10V198H9V200H7V198L5 197V199H4V196ZM20 195V196H19ZM30 195V196H29ZM36 195V196H35ZM103 195V196H102ZM108 195H110L109 197H113V199L111 200V199H108L109 197H108ZM167 196V197H171L170 199L169 198H167V197H161L160 198V196ZM170 195V196H169ZM175 195V196H174ZM180 195V196H179ZM183 196V198H182V196ZM256 195V196H257ZM12 196H14V197H12ZM23 196V197H22ZM27 196L28 197H30V200L32 199L31 197H33V198H37L38 196H40V198L42 199V200H44V204H43V202L40 200V199H32V201H30L29 200V198H27ZM46 196V197H45ZM156 197V196H158V198L156 197V199H153V197ZM173 196H174V198H173ZM208 196L210 197V198H214L213 200H215V201H213L212 199H211V201H210V199L208 198ZM244 196H246V197H244ZM252 196V197H251ZM12 197V198H11ZM18 198V199H16V198ZM24 197L27 199H24ZM47 197H49L50 198V200H49V198H47ZM101 197H104L103 199L101 198ZM117 197H118V199L119 200H121V201H119L118 202V199H117ZM121 197V198H122ZM186 197V198H185ZM239 197H240V199H239ZM261 198V200H259L260 198ZM3 198V199H2ZM14 198V199H13ZM110 201H107V199ZM180 198V199H179ZM194 198V200H193V203H192V199ZM207 198V199H206ZM243 198H244V200H243ZM251 198V199H250ZM256 198H257V201H259V202H257L256 201ZM19 199L20 200H22L21 202H24V204L23 203H21V202H19ZM117 199V202L119 203V204H117V202L116 201H114V200H116ZM140 199H142V200H140ZM144 199V200H143ZM158 199V200H157ZM159 199H160V202H158L159 201ZM163 199H165V200H163ZM170 202H168L167 200ZM199 199H201V200H199ZM209 199V200H208ZM219 199V200H218ZM228 199H230V200H228ZM234 199V200H233ZM249 201H248V200ZM253 199V200H252ZM6 201V202H4V201ZM12 202H11V201ZM18 200V201H17ZM29 200V201H28ZM36 201V202H34V201ZM133 200V201H132ZM180 200V201H179ZM199 200V201H198ZM206 200H208V201H210L209 203H207L206 202ZM216 200H218V201H216ZM221 200V201H220ZM225 200L227 201V202H225ZM243 200V203L241 202ZM251 200V201H250ZM38 201V202H37ZM54 203H53V202ZM114 201V202H113ZM127 201H128V204L130 205H127ZM144 201V202H143ZM156 201V202H155ZM163 201V203H161ZM182 201V203H180ZM191 201V202H190ZM231 202V203H228V202ZM254 201H255V203H254ZM11 202V203H10ZM33 202V203H32ZM52 202V203H51ZM56 202V203H55ZM120 202H121V204H120ZM126 202V203H125ZM130 202H131V204L133 205V203L134 202H136L134 205L135 206H132L131 204H130ZM133 202V203H132ZM147 202V203H146ZM159 203V205H158V203ZM198 204H197V203ZM206 202V203H205ZM216 202V203H215ZM218 202H221V203H219V205H218ZM223 202V203H222ZM239 202V203H238ZM251 204H250V203ZM17 203V204H16ZM61 203H63V204H61ZM126 204V206H128L127 207V209L130 207V209L131 208H133L132 210H131V214H130V212H129V210L130 209H128V211H126V206H122V205H125ZM171 204L172 206H169L170 208L168 209V206L166 205V204ZM212 203H214V206H213V204ZM7 204H5V205H7ZM26 204V205H25ZM33 204V205H32ZM34 204L36 205V206H34ZM40 204H42L43 206H40ZM51 204V205H50ZM52 204H55V205H53V207H52ZM113 204V205H112ZM160 204H162V205H164V207L162 206V205H160ZM187 204L189 205H191V206H187ZM192 204L194 205V207L192 206ZM197 204V205H196ZM208 204V205H207ZM217 204V205H216ZM220 204H222V205H220ZM241 204V205H240ZM255 204H257L258 206H254ZM4 205V206H5ZM12 205V206H11ZM17 205V206H16ZM27 205L29 206V208H31L32 206H33V208H31V209H29L28 210V212L30 213V214H28V212H26L27 211ZM57 205V206H56ZM62 205V206H61ZM74 205V206H73ZM85 205H87V207L85 206ZM201 205V206H200ZM210 205V206H209ZM218 207V209H217V207ZM225 205H228L229 207H227V206H225ZM243 205V206H242ZM245 205V206H244ZM252 205H253V207H252ZM3 206V207H4ZM19 206L21 207L20 209H19ZM24 206V207H23ZM31 206V207H30ZM40 207V208H37V207ZM64 206H66V208L64 207ZM67 206H69L68 208H69V210H67L68 208H67ZM132 206V207H131ZM145 206V207H144ZM149 206V207H148ZM152 206V207H153ZM162 206V207H161ZM189 207V208H187V207ZM209 206V207H208ZM221 206V207H220ZM224 206V207H223ZM239 206H242L243 207V209L246 211V213L244 212V210H243V212L244 213H242V207H239ZM261 206H262V208H261ZM8 207V206H7ZM24 208V210H26L25 212H23V214H22V217L20 216L21 215V213H22V211H24L23 210V208ZM42 207H45V208H43V211H42ZM74 207H76L77 209H75ZM96 208V210L98 209V211H99V215H98V211H95L93 208ZM121 207H123V208H121ZM151 207V209H154L155 207H153L152 208ZM159 207H161L160 209H159ZM203 207H205L204 209H203ZM216 207V208H215ZM226 207V208H225ZM17 208H18V210H20L21 211V209H22V211H21V213H20V211H19V214H18V211H17ZM26 208V209H25ZM36 208V209H35ZM49 208V210H47ZM53 208H56V209H53ZM59 208V209H58ZM65 208V209H64ZM74 208V209H73ZM79 208V209H78ZM88 210H87V209ZM144 208H145V210L146 211H143L144 210ZM156 208H155V210H152L153 212H154V215H156V213H158L157 211H156ZM163 208H166V209H168V212H167V210H165V209H163ZM172 208V209H171ZM187 208V209H186ZM199 208V209H198ZM214 208V210H212L211 211V209H213ZM220 208H222L221 209V212H224V213H220ZM227 208H230V209H227ZM254 208H255V211H254ZM261 208V209H260ZM62 209V210H61ZM86 209V210H85ZM94 211H93V210ZM121 210V212L120 211H118V210ZM123 209H125V210H123ZM195 211H194V210ZM196 209H197V212H200V214H198L197 212H196ZM207 209V210H206ZM215 209H217L216 211H215ZM226 209V210H225ZM256 209H257V211H256ZM32 210V211H31ZM35 210V211H34ZM39 210H40V213H39ZM44 210L46 211L45 213H44ZM56 210H59V211H56ZM64 210V211H63ZM82 212H80V211ZM114 210H116V212L114 211ZM174 212H173V211ZM203 210L205 211V215H206V217H204L203 218V215H204V212H203ZM210 210V211H209ZM225 210V211H224ZM228 210V211H227ZM9 211L11 212V214L9 213ZM38 212V214H37V212ZM48 211V212H47ZM51 211H55V212H57V214L55 213V212H53L52 214H51ZM73 211V212H72ZM112 211V212H111ZM115 213H114V212ZM117 211H118V214L119 213H121L120 214V216L117 214ZM136 211V212H135ZM156 211V212H155ZM170 211H171V213H170ZM215 211V212H214ZM263 211V212H262ZM14 212H17L16 214L14 213ZM34 214H33V213ZM61 212V214H59ZM67 212V213H66ZM75 212V213H74ZM90 212V213H89ZM151 211H149L148 213H150ZM152 212V213H153ZM181 212V213H180ZM182 212H186V213H184V215L182 214ZM193 212H194V214L196 215V217H195V215H193ZM215 213V214H212V216L213 215H215L217 218H215V216L214 217H212L211 219H209V215L211 214V213ZM219 212V213H218ZM227 213V215H226V217H224L223 215H225L226 213ZM239 212H241V213H239ZM255 212V213H254ZM26 213V214H25ZM35 213H36V215H35ZM46 213H48V214H46ZM50 213V214H49ZM63 213V214H62ZM71 213H73V214H71ZM78 213V214H77ZM81 213V214H80ZM111 213H112V215H111ZM128 213V214H127ZM134 213H136V214H134ZM139 213V214H138ZM147 213V214H148ZM152 213H150V214H152ZM160 213V214H161ZM207 213H208V215H207ZM233 213V214H232ZM14 214H15V216H14ZM28 214V215H27ZM35 215L36 217H38V219H36V217H32L33 215ZM41 214H44V219H42L43 218V216L41 215ZM46 214V215H45ZM69 214H71V217H70V215ZM77 214V215H76ZM93 216H92V215ZM106 214H107V216H106ZM165 214V213H164ZM181 214V215H180ZM218 214H219V216L221 215V217H219L218 216ZM239 214V215H238ZM243 214H248L247 216L246 215H244V218H243V216H242V218L243 219H245V221L242 219L241 220V218H240V216L241 215H243ZM256 214V215H255ZM257 214H258V216H257ZM30 215V216H29ZM32 215V216H31ZM39 215V216H38ZM48 215H51V217H48ZM52 215L54 216V219H55V223L53 224L52 222H50V221H53L54 219H52ZM58 215V216H57ZM79 215H81V216H83V219H81L80 221H79V218H80V216ZM102 215V216H101ZM105 215V216H104ZM110 215V216H109ZM182 217L181 219H180V216ZM204 215V216H205ZM232 215V216H231ZM261 215V216H260ZM14 216V217H13ZM27 216V217H26ZM28 216H29V219H28ZM42 216V217H41ZM45 216H47L46 218H45ZM62 216V217H61ZM72 216H73V218H72ZM97 216V219H100L101 220V218L103 219V220H101L102 222L104 221V219L107 217L108 218V220H107V218L105 219L106 221H105V223L104 224H106L108 221V225H104L102 222V224L96 219V218H94V217H96ZM113 217L112 218V220H111V218L110 217ZM201 216V218H199ZM246 216V217H245ZM249 216V217H248ZM257 216V217H256ZM24 217H25V219H24ZM30 217H32V218H34L33 220H32V218L30 219ZM66 217V218H65ZM198 217V220L196 219ZM211 217V216H210ZM237 217H238V219H237ZM247 217L249 218V219H247ZM261 217H263V218H261ZM16 218V219H15ZM20 218V219H19ZM41 218V223H43V222H47V224H49V225H44L45 226V228L43 227V225H42V227H41V223L39 224V219ZM47 218H49V220H50V218H51V220L49 221V220H47ZM63 218V219H62ZM78 218V219H77ZM115 218V219H114ZM219 218H221V220H219ZM23 219H24V221H23ZM36 219V220H35ZM61 220V221H59V220ZM67 219V220H68ZM85 219V220H86ZM110 219V220H109ZM207 220V222L205 221V220ZM215 219V220H214ZM224 220V222H223V220ZM235 219V220H234ZM58 220V221H57ZM66 220V221H67ZM72 220H70V222H72ZM84 220V221H85ZM87 220H86V222H87ZM95 220H96V222H95ZM182 220V221H181ZM211 220V221H210ZM217 220V222L215 223H213V224H216L215 226H214V231H213V228L211 227L213 224L211 223V222H213V221H216ZM220 222H219V221ZM233 220V221H232ZM247 220V221H246ZM250 220V221H249ZM263 220V221H262ZM26 221V222H25ZM30 221H33V223L34 224H32V222H30ZM35 221H37L36 223H38V224H36L35 223ZM83 221V222H84ZM189 221L190 220H188V223H189ZM197 222V223H194V222ZM205 221V222H204ZM210 221V222H209ZM235 224V221L237 222V224H233L234 225V227L233 228H231L230 229V231L232 230V229H234V228H237V229H234V231L236 232V234H235V232L233 233L232 231H231V233L233 234V235H235V236H233L232 235V237H230L229 236V228L228 227H230L232 224V222ZM241 221H243V222H241ZM260 221V222H259ZM22 222H24V223H22ZM30 222V223H29ZM48 222H50L51 223V226H54V227H50V223H48ZM58 224H57V223ZM73 222H75L74 220H73ZM82 222V223H83ZM178 223H180L179 221H177ZM221 222H222V224H221ZM246 222V223H245ZM257 222H259V223H257ZM27 223V224H26ZM75 223H77V222H75ZM88 223V222H87ZM177 223V225H179ZM207 223V224H206ZM239 223V224H238ZM24 224V225H23ZM32 224V225H31ZM44 224V223H43ZM53 224V225H52ZM64 224H65V221H64ZM63 224V225H64ZM67 224V223H66ZM85 224V223H84ZM89 224L88 225H86V226H88L89 228H92V229H96L94 226H93V224H91V226H93V227H91V226H89ZM191 224V223H190ZM210 224H212V225H210ZM217 224H219V226H217ZM221 224V225H220ZM231 224V225H230ZM250 224V226L249 227H251L250 228V230H248V228L249 227H247L248 225ZM263 224V225H262ZM4 225H5V227H4ZM7 225H8V228H7ZM34 225V226H33ZM35 225H39V226H35ZM55 225L57 226V227H60V228H57V229H55ZM204 226L205 227V229H204V227H199V226ZM207 225V226H206ZM244 225H247V226H244ZM259 225H262L261 227L259 226ZM46 226H49L50 227V229L51 230H49V227H46ZM86 226H83V228L81 227V229L83 230V229H85L84 227H86ZM197 226V227H196ZM217 226V227H216ZM226 226V227H225ZM10 227V228H9ZM64 227V226H63ZM178 227V226H177ZM181 227H179L180 228V230L182 229ZM210 227H211V229H210ZM219 227V228H218ZM244 227H247V229L246 228H244ZM2 228V227H1ZM0 228V229H1ZM67 229H69L68 227H66ZM65 228V229H66ZM187 228H188V232H187ZM200 228V229H199ZM217 228V229H216ZM8 229V230H7ZM62 229V230H61ZM75 229H78V228H75ZM80 229V228H79ZM78 229V230H79ZM80 229V230H81ZM86 229H87V227H86ZM98 229V228H97ZM96 229V230H97ZM178 229V228H177ZM206 229H207V233L208 234H205V233H203V232H201V231H203L204 230V232L206 231ZM209 229L211 230V231H213V233H210V232H208L209 231ZM221 229H222V232L225 230H227L226 232H227V234H226V232H223V233H225L227 236H228V238H226V237H224V236H222L223 235V233H221ZM247 231H246V230ZM261 229H263V230H261ZM10 230V231H9ZM14 230V231H13ZM53 230V231H52ZM216 230V231H215ZM217 230H219V231H217ZM239 232H238V231ZM251 230L252 231H254V232H252V234L251 233H249V232H251ZM12 231V232H11ZM52 231V232H51ZM249 231V232H248ZM5 232V233H4ZM11 232V233H10ZM14 232V233H13ZM26 232H24V233H26ZM247 232H248V234H247ZM210 233V234H209ZM239 233V234H238ZM31 234L29 235V236H31ZM58 233H55L54 235H55V237H58V238H60V234H58V236H56ZM178 234H177V236H178ZM196 234H197V236H196ZM262 234V235H261ZM7 235V236H6ZM26 236H27V234H25ZM51 234H48L47 236H50ZM210 236L209 238H208V236ZM217 235V236H216ZM218 235H219V241H213V239H216L217 237H218ZM237 235V236H236ZM241 235V236H240ZM254 237V235H255V237H254V240H256L255 241V245L254 244H251L252 242L254 243V241H252L251 243H250V240L251 239H253V237ZM17 236V237H16ZM28 236V237H29ZM40 236V235H39ZM186 237V239H185V237ZM215 236V237H214ZM240 236V237H239ZM208 239H207V238ZM223 237V238H222ZM237 237V238H236ZM242 237V238H241ZM250 237H252V238H250ZM3 238H5V239H7L8 238V240H2ZM13 238V239H12ZM14 238H16V239H14ZM212 238V239H211ZM224 239V238H226V239H228V243H227V245H226V243H225V245L227 246V249H228V253H227V250L226 251H224L223 249H224V247L223 246H221L222 244H223V241H225V240H223L222 241V239ZM233 238V239H232ZM194 239V240H193ZM237 239H238V242H237ZM208 240H209V242L211 241V244L208 242ZM218 240V239H217ZM231 240V241H230ZM1 241H4L3 242V245L1 244ZM6 241V242H5ZM8 241H10L9 242V244H8ZM17 241V240H16ZM15 241V242H16ZM204 241V242H203ZM214 243H213V242ZM222 241V242H221ZM12 242H13V245H12ZM215 242H217V244L219 245H217ZM219 242V243H218ZM230 242H232V243H230ZM237 242V243H236ZM241 242V243H240ZM243 242V243H242ZM5 243V244H4ZM33 243H35V242H33ZM204 243V244H203ZM209 243V244H208ZM235 243V244H234ZM249 243H250V245H251V247H252V245L254 246V247H252V248H254V249H252L251 247H250V245H249ZM257 243V244H256ZM7 244V245H6ZM183 244V243H182ZM213 244V245H212ZM216 244V245H215ZM241 244V245H240ZM8 245H12V247H9ZM204 246L203 247V250L202 249H200V247H197V246ZM210 245V246H209ZM228 245H229V247H230V245H231V247L229 248L228 247ZM233 245V246H232ZM236 245H237V247H236ZM240 245V246H239ZM258 246V248H257V246ZM1 246H0V248H1ZM179 246H181V247H179ZM214 246H217V247H214ZM243 248H242V247ZM246 246V247H245ZM196 247V248H195ZM206 247H208V248H206ZM210 247V248H209ZM223 247V248H222ZM240 247V248H239ZM222 248V249H221ZM226 248V247H225ZM236 248V249H235ZM238 248H239V250H238ZM245 248V249H244ZM195 249L196 250H201V252H200V256H197L195 253H199L198 251L196 252L195 251ZM230 249H231V251L233 252L234 250H235V252H233V255H232V252L230 251ZM240 249H241V251H240ZM251 249H252V251H251ZM258 249V250H257ZM260 249H262V250H260ZM221 250V251H220ZM247 252H246V251ZM254 250H256L255 252H254ZM8 251V250H7ZM194 251V252H193ZM240 251V252H239ZM242 251H244V252H246V253H244V252H242ZM258 251V252H257ZM206 252V251H205ZM220 252V253H219ZM222 252H224V253H227V255H224V253H222ZM231 252V253H230ZM239 252V254H237ZM242 252V253H241ZM187 253H189L190 254V256H192L193 254L195 255V257H192L189 261L188 260H186L187 259V257H188V255H186ZM235 253V254H234ZM257 254V256H258V254H259V256L257 257V258H254V257H256V254ZM263 255H261V254ZM237 254V255H236ZM242 254H244L243 256H242ZM255 254V255H254ZM220 255V256H219ZM261 255V256H260ZM190 256H189V258H190ZM207 256V255H206ZM245 256V257H244ZM248 256V257H247ZM180 257H182V258H180ZM201 257V258H200ZM240 257V258H239ZM244 257V258H243ZM251 257H252V259L253 260H251ZM259 257H261L260 259H259ZM178 258V257H177ZM235 258V259H234ZM195 259V260H196ZM205 259V258H204ZM207 259V258H206ZM206 259H205V262H204V264H206L207 262H208V264L210 263H212V264H216V263H218V264H220L219 263V261L221 260L220 258V260L218 261V259L216 260V261H218V262H216L214 259H213V261L211 262H209V260L206 262ZM208 259H210L209 257H208ZM238 261H237V260ZM241 259V260H240ZM257 259V260H256ZM194 260V261H195ZM203 260V259H202ZM245 262H243V261ZM246 260V261H245ZM248 260V261H247ZM251 260V261H250ZM259 260V261H258ZM200 261L201 260H199V262H198V264H203V263H200ZM204 261V260H203ZM202 261V262H203ZM221 261V262H222ZM227 261V260H226ZM233 261V263H231ZM257 261V262H256ZM179 262V260H177V264H182V263H180ZM189 262V263H190ZM196 262V261H195ZM195 262H192V263H194V264H197V263H195ZM243 262V263H242ZM261 262V263H260ZM185 263V264H186ZM192 263H190V264H192ZM168 264H171V263H168ZM222 264V263H221Z\"/></svg>","mask_w":264,"mask_h":264},{"label":"bare ground","instance_id":"2","mask_svg":"<svg viewBox=\"0 0 264 264\" xmlns=\"http://www.w3.org/2000/svg\"><path fill=\"white\" fill-rule=\"evenodd\" d=\"M43 1H46V4L47 3H49L47 6L46 5H44V6H40V4L42 5V3H44ZM264 1V0H263ZM1 2H3V3H1ZM27 4H26V3ZM84 2H86V0L84 1V0H0V95L1 96H3V99H1L0 100V102H1V106H0V108H2V110H0V112L2 111L3 112V114L0 116V166H2V169L3 170H6V168L9 166V165H11V164H13V165H15L16 166V164L17 163H20V161L23 163V162H25L24 161V159L26 160V159H28V157L30 158V156H29V154H32L31 155V159H28L26 162H28V164L30 163V166L29 167H25V166H27V165H23L24 166V168H26L25 170L26 171H30V172H36V170L39 172V170L40 171H42L41 169H43V167L45 168V166H47V165H49L51 162H53V160H55V159H51V155H53V154H51V155H48L49 153H51L52 151H54V150H52L51 148V152H49V150H47L46 149V147H49V146H51L50 144H48L49 146H47V144H46V140H47V136L49 135V134H54V133H52V132H55V134H56V136H55V138L57 139V141H56V139L55 138H53V139H55V141L57 142V145H60V141L61 140H64V138L67 136V138H68V136H70V138H72L71 137V134L74 132V131H77V126H76V124L75 123H77V121L79 120V118L81 117V116H83V117H81V119L82 120H84L85 119V115H87V114H89L88 113V109H86V108H88V107H84V105H86V102H84V103H82V105L80 106L81 108V112L79 111L80 109L78 108H76L75 107V105L74 104H72V106H73V108H71L72 106L71 105H69V107H70V109L71 110H69L68 109V105L66 104V103H68L69 102V100L70 99H68V96H66L65 97V99H67L68 100V102L66 101V103H65V100H64V97H61V95L59 96V94L61 93L60 91H62L63 92V90L61 89V88H65V87H63V85H62V83L60 84V81H62L63 80V78H64V76H63V69L65 68H63V69H61V68H59V71H56L55 72V68H57V67H59V66H62V65H60L59 64V62L63 59V58H65V64L66 65H68V61L71 63V65L73 66L74 64H76L77 62H73L74 60H76V59H78L79 58V55L80 54H78V52L80 53V51H82V49L83 50H87V52H95V50L97 49V51H98V46H100L101 45V43L103 44V42L101 41V40H103L104 41V45H101L103 48H101V46H100V49H101V51L102 52H100V50L98 51V54H99V52L100 53H106L107 54V52L110 50L111 51V49L110 48H108V47H112L113 46V44H114V41H111V46H109L108 44H109V42H110V39L111 38H113L114 37V35H112L111 37H110V39H109V33H113V32H117L119 35H121L122 37H123V39L121 38V39H117V38H119L118 36H117V40H118V42L119 41H121V44L123 45H120L121 47H119V48H122V49H124L125 50V52L127 53V55L126 56H129V54H131V53H133V52H131V53H129L128 54V51H130V49H131V47L133 46V49H131V50H134L136 47H137V45H138V43H140V42H145V41H147V40H145L144 41V36H147V38L148 39H150L149 41H152V42H154L155 44V47L158 45V43H159V48L160 49H163V50H165V48L166 47H168L169 49H170V47L168 46V45H171V44H169L168 43V45H166V42H168L169 41V38L173 41V42H175L174 40H176V42L177 41H180V40H183V34H184V36H185V33H184V31L186 30V28L188 27L187 25H188V23H190L191 24V22L192 23H194L195 25H199V23L201 22H204V24H203V27H204V25L206 24L207 26H208V24H209V26L208 27H210L211 26V29H212V25L211 24H215L214 22L216 21V22H218V25H219V23L220 24H222V22L227 18H229L228 20H230V19H232V20H230V24H228V26L229 27H235L236 26V24H237V22L239 21V22H241L243 25H241L242 27L244 26V27H246L248 30H250V32H251V34H252V36L250 37L251 39V41H253V42H256V41H259V34H253L252 32H253V28H254V30L256 29V31H257V29H260V28H262L263 27V25L262 24H264V22L262 21L263 20V18L262 17H258L255 13H253L255 16H257V18H255V16H251V15H249V14H251V13H249L248 11L246 12V15H244V14H239V13H242V10H243V8L240 10L238 7H240V5H237L236 6V3H239V4H241L240 2H242V1H238V0H88L85 4H84ZM25 3V4H24ZM245 3V2H244ZM177 4V5H176ZM242 4H243V2H242ZM169 5H171V6H169ZM166 6H168L167 8H169V13H173V15L172 16H174V17H172L171 19L168 17V15L166 14V12L164 11L165 10V8H166ZM173 6V7H172ZM243 6V5H242ZM237 8H238V10H237ZM247 8H245L244 10H246ZM170 10H171V12H170ZM239 10L241 11V12H239ZM247 10H249V9H247ZM250 11V10H249ZM245 12V11H244ZM252 14V15H253ZM262 18V19H261ZM254 19H256V20H258L259 22H260V24L258 25L257 23H258V21L257 22H255V24H254V26L252 25V23H254L253 21H254ZM255 20V21H256ZM226 21V20H225ZM224 21V22H225ZM186 22V23H185ZM188 22V23H187ZM224 22H223V24H224ZM233 22H236V24L235 25H232V23ZM177 23H180V24H182V28L184 29V30H181L182 28H181V26H180V24H179V29L177 30V32H176V29L178 28V27H176V29L173 27V26H175V25H177ZM185 23V24H184ZM200 23V24H201ZM228 23V22H227ZM183 24L185 25V26H187V27H183ZM234 24V23H233ZM192 25V24H191ZM217 25V24H216ZM215 25V26H216ZM225 25V24H224ZM230 25H232V26H230ZM239 25V26H238ZM200 26V25H199ZM206 26V27H207ZM227 26V25H226ZM227 26V27H228ZM237 26L238 27H240V23H238L237 24ZM252 26H253V28H252ZM262 26V27H261ZM106 27H110V29H112V30H110V31H106V32H104V29L106 28ZM112 27V28H111ZM205 27V28H206ZM221 27V26H220ZM224 27V26H223ZM241 27V28H242ZM243 27V28H244ZM259 27V28H258ZM181 28V29H180ZM198 28H201V27H198ZM222 28V27H221ZM242 28V29H243ZM244 29V31H246L247 29ZM208 30H209V28H207ZM210 29V30H211ZM219 29V28H218ZM224 29H226L225 27H224ZM224 29H220V31H222V30H224ZM108 30V29H107ZM209 30V31H210ZM227 30V29H226ZM234 30H236V29H234ZM188 31H189V28H188ZM199 31H200V29H199ZM212 31H213V29H212ZM211 31V32H212ZM220 31L219 30H215V28H214V33L212 32V34H214L213 36L215 37V35H216V37H218V36H221L220 34H222V33H220ZM256 31H254L255 33H256ZM104 32V33H103ZM197 32H198V30H197ZM202 32V31H201ZM210 32V33H211ZM229 32H230V30H229ZM228 32V33H229ZM242 31H240V33H241ZM250 32L248 33V34H250ZM237 33H239V31L237 32ZM242 33H244V32H242ZM246 33H247V31H246ZM246 33H244V37H246ZM257 33H258V31H257ZM106 36V35H109V36H106L105 38L106 39H104V36ZM207 34V33H206ZM211 34V35H212ZM143 36V38H141V36ZM103 36V37H102ZM166 37V40H163L164 38ZM216 37H215V41H219V42H221V43H223L222 45L224 46H229V45H231L230 44V41H231V39H229V42H226V41H223V40H218V39H216ZM262 37H264V36H262ZM262 37H260V38H262ZM101 38H103V39H101ZM146 38V39H147ZM220 38H223L222 36L220 37ZM226 38V37H225ZM249 38V37H248ZM109 39V40H108ZM114 39V38H113ZM112 39V40H113ZM214 39V38H213ZM224 39V38H223ZM263 39V38H262ZM105 40L107 41H109L107 44H105L106 42H105ZM225 40V39H224ZM234 40V39H233ZM162 41V42H161ZM164 41V42H163ZM250 41V42H251ZM160 42H161V45H164L165 44V46H162L161 47V45H160ZM181 42V41H180ZM232 42V41H231ZM151 43V42H150ZM183 43V42H182ZM215 43V42H214ZM100 44V45H99ZM119 44H120V42L117 44L116 43V45H118L119 46ZM137 44V45H136ZM148 43H146V45H147ZM157 44V45H156ZM227 44H229V45H227ZM252 44H255V43H252ZM257 44V46H255ZM255 45H253V47H252V54L253 55H255V57H264V49L262 48V47H260L259 45H258V43H256ZM260 44V43H259ZM105 45H106V47H107V49H109L107 52H106V47H105ZM108 45V46H107ZM136 45V47L134 48V46ZM154 45L151 43V47H154ZM235 45V44H234ZM118 46H116V47H118ZM141 47V48H143V46L142 45H138V47ZM148 46V45H147ZM173 46V45H172ZM214 46H215V48H217V49H219L218 47V44L216 45V44H214ZM214 46H213V48H214ZM225 46H224V48H225ZM233 46V45H232ZM114 47V46H113ZM137 47V48H138ZM220 47H222L221 45H220ZM231 47V46H230ZM129 50H128V49ZM140 48V49H141ZM146 48V47H145ZM172 48V47H171ZM215 48H214V50H215ZM232 48V47H231ZM105 49V51L103 52V50ZM118 48H116V50H117ZM144 49V48H143ZM159 49V50H160ZM211 49V48H210ZM216 49V50H217ZM221 49H223V48H221ZM227 49H228V47H227ZM113 50V49H112ZM166 50H168V49H166ZM212 50V49H211ZM146 51V50H145ZM218 51V50H217ZM41 52H43V53H41ZM68 52H69V54H68ZM124 52V53H125ZM164 52V51H163ZM110 53V52H109ZM124 53H122V54H124ZM140 53V52H139ZM165 53V52H164ZM163 53V54H164ZM86 54V53H85ZM89 54V53H88ZM105 54V55H106ZM136 54L137 53H135V56H136ZM81 55H82V52H81ZM80 55V58L78 59V60H80L81 58H82V56ZM100 55V54H99ZM104 55V56H105ZM108 55V54H107ZM132 55V54H131ZM138 55V54H137ZM140 55V54H139ZM165 55V54H164ZM259 55V56H258ZM89 56H91V57H94V56H96V55H94V56H92V55H89ZM89 56L87 55V57L89 58ZM101 56H102V54H101ZM125 56V54H124V57H126ZM135 56H132L133 57V59L135 58ZM146 56V55H145ZM103 57V56H102ZM139 57V56H138ZM260 57V58H261ZM95 58V57H94ZM93 58V59H94ZM104 58V57H103ZM142 58V57H141ZM146 58V57H145ZM93 59H92V62H94L93 61ZM96 59V58H95ZM139 59V58H138ZM147 59V58H146ZM77 60V61H78ZM135 60V59H134ZM261 60H262V58H261ZM100 61V60H99ZM235 61V60H234ZM79 62V61H78ZM89 62H90V59H89ZM97 61H95V63H96ZM233 63V62H232ZM78 64V63H77ZM90 64V63H89ZM92 64V63H91ZM101 64V63H100ZM148 65V64H147ZM243 65V64H242ZM75 66V65H74ZM90 67L92 66V65H89ZM94 66H95V64H94ZM98 67V66H97ZM238 67V66H237ZM237 67H235L234 69H235V71H231L230 72V68L228 69V67H226L227 69H223L224 71L222 72V73H224L225 74V78L227 79V81H228V84H230L229 82H231L233 85H231L230 84V86H233L234 87V89L235 90H238L237 88L239 87V86H241V88H242V95L241 94H234V93H236V92H234V93H231V94H234V99L236 98V96H239V97H243V98H245L246 97V94H247V92L249 93V94H247L248 96L246 97V99L247 98H249V101L248 102H250V100H252L253 102V104L254 103H257V105H259V106H261L262 105V102H264V92L263 91H261V90H264L263 89V87L261 88V86H262V82H264V68L263 67H261V65H257L256 67H254L252 70H250L249 71V73H248V75L247 76H250V78H248L247 80L248 81H244V80H246V78H244V82L242 83V84H238V83H236L237 81H235L236 79V77L238 76V77H241V75H244V73H242V72H239V70H238V68ZM82 68H83V66H82ZM92 68V67H91ZM143 68V67H142ZM75 68L74 67H72V70H74ZM85 69V68H84ZM84 69H82V70H84ZM86 69H87V67H86ZM93 69V68H92ZM98 69V68H97ZM233 69V68H232ZM231 69V70H232ZM53 70H54V72H53ZM71 70V69H70ZM229 70V71H228ZM63 71V72H62ZM77 71H78V69H77ZM80 71H81V69H80ZM91 71V70H90ZM242 71V70H241ZM52 72L54 73V75H52V76H54L51 80H47L48 79V77H49V74L51 73L52 74ZM87 71H85V73H86ZM140 73H141V70L139 71ZM212 72V71H211ZM234 74H233V73ZM72 73V72H71ZM77 73V72H76ZM75 73V74H76ZM81 73H83V71H81L79 74L81 75ZM85 73H83V76L81 75H79V77L80 78H82V79H80V82H79V85L81 84V85H83V83H84V87L83 86H77V85H75L76 87H80V88H78V90L80 89V90H82L83 91V95L85 94V92L87 91L86 89H88V83H86L85 84V82H86V80H84L83 81V77L85 78V76L86 77H88V74H85ZM88 73V72H87ZM84 74H85V76H84ZM223 74V75H224ZM90 75V74H89ZM136 75H138V74H136ZM136 75H133L134 76V79L135 80H137L138 78H139V76L137 77ZM146 75V74H145ZM62 76H63V78H62ZM75 77H77L76 75H74ZM246 76V77H247ZM70 77H72L71 75H70ZM75 77H72V79L74 78L75 79ZM126 77V76H125ZM136 77H137V79H136ZM210 77H212V76H210ZM222 77V76H221ZM90 78V77H89ZM224 78V76L222 77V79H223V81L224 82H226L225 79ZM71 79V80H72ZM122 79H124V78H122ZM142 79V78H141ZM139 80V79H138ZM220 80V79H219ZM238 80V79H237ZM73 81V80H72ZM72 81H71V83H72ZM76 81H77V78H76ZM76 81H73V84L76 82ZM82 81V82H81ZM88 82H90V80L88 79L87 80ZM218 81V80H217ZM216 81V82H217ZM221 81V80H220ZM217 82L218 83V85H220V83L221 82ZM222 81V82H223ZM256 81H261V85H259V83H257V84H255V82ZM57 83V82H59V84H60V88L58 87L59 85L57 84V91H59V92H57V94H58V97H57V95H55L56 96V98H55V96H53V95H51L52 93L54 94V93H56V91H54V90H56L54 87H53V89H51V90H53V91H51L50 90V86L52 85V83ZM63 82V81H62ZM78 82V81H77ZM216 82H214V83H216ZM53 83V84H54ZM217 83H216V85H217ZM51 84V85H50ZM75 84H78V83H75ZM252 84H254L255 86H257V88L256 89H258V87H260L259 88V90L261 91V93H263V94H261V95H259L260 94V91L258 92L259 94H253V93H250V89L252 90L251 92H253V90H255L256 91V89H254V88H250V85H251V87H252ZM55 85V84H54ZM53 85V86H54ZM62 85V86H61ZM72 85V84H71ZM85 85H86V87H85ZM263 85H264V83H263ZM46 89L45 91V93H47V95L45 96V93L43 94L44 95V97H49V95H51L50 97H52L51 99H47L46 98V100L44 99V97L42 98V100L40 99L41 98V96L38 98L37 96L39 95V94H37L39 91L41 92V90L43 89ZM81 87H82V89H81ZM92 87H93V85H92ZM235 87H237V88H235ZM254 87V86H253ZM42 88V89H41ZM52 88V87H51ZM66 88H68V87H66ZM83 88H85V90L83 89ZM219 88H220V86H219ZM29 89H31L32 91H33V89H36L35 90V92L36 91H38V92H36L35 93V99H36V97H37V99H40L38 102H37V100L35 101V102H33V99L34 98H32V100L29 98L30 96H31V94H33L34 95V92L33 93H30V95H28V98L31 100V102H33V103H31L30 102V100L27 98V94H29V93H27V90H29ZM41 89V90H40ZM51 91V93L48 91ZM59 89V90H58ZM61 89V90H60ZM72 89V88H71ZM70 89V90H71ZM218 89V88H217ZM234 89H233V91H234ZM73 90L76 92V90H77V88L75 89V87H73ZM79 90V91H80ZM239 90L241 91V89L239 88ZM238 90V91H239ZM243 90H244V92H243ZM246 90V91H245ZM30 91V90H29ZM31 91V92H32ZM48 91V92H47ZM67 91V89H65V92ZM72 91V90H71ZM79 91H77V95L76 96H78V95H80L81 94V96H82V91L81 92H79ZM85 91V92H84ZM93 91V90H92ZM231 91H232V89H231ZM232 91V92H233ZM238 91H237V93H238ZM255 91H254V93H255ZM25 92L27 93V94H25ZM64 92V93H65ZM74 92V93H75ZM219 92V91H218ZM246 92V93H245ZM256 92V93H257ZM48 93H50L49 95H48ZM64 93H63V95L62 96H64ZM70 93V92H69ZM71 93H73V92H71ZM71 93H70V95H71ZM73 93V94H74ZM87 93V92H86ZM36 94H37V96H36ZM40 94H42V93H40ZM62 94V93H61ZM66 95H68V91H67V94ZM241 95V96H240ZM73 96V95H72ZM72 96H69V97H72ZM85 96V95H84ZM88 96V95H87ZM31 97H33V96H31ZM56 99L55 101H54V98ZM218 97H220V99H222L221 98V96H218ZM75 97H73V99H74ZM80 98H82V97H80ZM238 98V97H237ZM236 98V99H237ZM242 98V99H243ZM70 100V102H72V101H74V100H76V99H74V100ZM79 99V98H78ZM86 98H84V100H85ZM218 99V98H217ZM216 99V100H217ZM220 99H219V101H220ZM235 99V100H236ZM241 99V98H240ZM29 100V103L27 102ZM45 100V101H44ZM51 100H52V102H51ZM58 100V101H57ZM64 100V101H63ZM80 100V99H79ZM79 100H77V101H79ZM82 100V99H81ZM80 100V101H81ZM79 101V102H80ZM83 101V100H82ZM81 101V102H82ZM206 101V100H205ZM208 102H209V100H207ZM206 101V102H207ZM215 101V100H214ZM218 101V100H217ZM218 101V102H219ZM239 101V100H238ZM26 102V103H25ZM69 102V104H71ZM81 102L80 103H78L79 105L81 104ZM224 102V101H223ZM240 102V101H239ZM246 102V101H245ZM248 102H246V104L245 105H247V103ZM25 103V104H24ZM27 103H28V105H27ZM73 103H76L75 101L73 102ZM228 103V102H227ZM251 103V104H252ZM217 104V103H216ZM201 104H199V106H200ZM203 105H206V104H203ZM202 105V106H203ZM218 105V104H217ZM224 105H226V104H224ZM228 106H226L227 107V109L229 108V105H230V108H231V102L229 103V104H227ZM236 105V104H235ZM239 106H240V104H238ZM237 105V106H238ZM242 105H244V104H242ZM88 106V105H87ZM91 106V105H90ZM89 106V107H90ZM197 106V105H196ZM223 106V105H222ZM249 106V105H248ZM258 106V107H259ZM77 107H79V106H77ZM201 107V106H200ZM205 106H203V108H204ZM226 107H224V108H226ZM232 107H233V105H232ZM251 106H249L248 108L249 109H252L254 106H252L251 108H250ZM257 107V108H258ZM229 108V109H230ZM235 109H232V110H234V111H237L238 110V108H239V110L238 111H240L241 112V110L243 111H247V109L245 110L244 109V106L242 107H238V108H236V107H234ZM85 109V110H84ZM205 109V108H204ZM208 109V108H207ZM206 109V110H207ZM228 109V110H229ZM237 109V110H236ZM248 109V110H249ZM254 109H255V107H254ZM253 109V110H254ZM260 109V108H259ZM87 110V111H86ZM209 110V109H208ZM231 110V111H232ZM257 110V109H256ZM70 111V112H69ZM85 111H86V113L87 114H85ZM199 111V110H198ZM233 111V112H234ZM237 111V112H238ZM244 111L242 112V113H244ZM89 112H90V109H89ZM204 112V111H203ZM213 112V111H212ZM253 112V111H252ZM198 114H200L199 112H197ZM196 113V115H198ZM223 112H220V114L219 115H221ZM228 113H229V111H228ZM236 113V112H235ZM249 113H251V112H249ZM255 113V112H254ZM84 114V115H83ZM202 114V113H201ZM204 114V113H203ZM200 115L199 116V119L200 118H202V116H204V118H202V119H204L205 120V115L206 114H204V115ZM210 114H212V113H210ZM230 114H232V113H229V115ZM238 114H239V112H238ZM252 114V113H251ZM195 115V116H196ZM221 116H226V115H221ZM197 117V116H196ZM196 117H194V118H196ZM207 117V116H206ZM229 116L227 115V118H228ZM231 117V116H230ZM229 117V118H230ZM249 117V116H248ZM72 118H74L73 120L75 121V123H74V121L72 120ZM76 118V119H75ZM77 118H78V120H77ZM84 118V119H83ZM87 118V117H86ZM208 118V117H207ZM206 118V119H207ZM219 118H220V116H219ZM222 118V117H221ZM224 118V117H223ZM222 118V119H223ZM226 118V117H225ZM80 119V120H81ZM184 119V118H183ZM186 119V118H185ZM196 119H198V117L196 118ZM77 120V121H76ZM203 120V121H204ZM207 120H209V119H207ZM254 119L253 118H251V119H245V117H244V120H241V121H253ZM198 121H200V120H198ZM197 121V122H198ZM222 121H224V120H222ZM222 121H220V122H222ZM81 122V121H80ZM83 122V121H82ZM201 122V121H200ZM206 122H208V121H206L205 120V123H203V125L205 124V126H206ZM209 122H211V121H209ZM208 122V123H209ZM212 122H215L214 121V119L212 118ZM209 123V126H210V128H211V126L213 125V123ZM73 123V124H72ZM187 123V122H186ZM196 123V122H195ZM202 123V122H201ZM200 123V124H201ZM75 124V125H74ZM81 124V123H80ZM191 124H193V128H194V130L196 131H194L193 130V128L192 129H189V130H191V131H193L194 133H196V135L198 134V135H200V136H202V135H204V130H205V128L206 127H202L201 125H195L194 123H191ZM210 124H212V125H210ZM248 124V123H247ZM261 124H262V122H261ZM259 125V126H262L263 127V124L262 125ZM184 127H185V125H183ZM186 126H189L188 124L186 125ZM208 126V125H207ZM240 126H241V124H240ZM239 126V127H240ZM245 125H242L240 128L238 127V129L236 128V127H231V129H229V130H231V131H229V132H227V130H226V133H224V131L221 133V132H216L215 131V135L211 138V136H209L210 137V139L211 140H213V138H215V142H214V140H213V142L211 141V145H204V144H199V142H198V140H197V142H196V144H198V148H199V145H203V147H202V150H203V148H205L206 146V150L204 151V152H208L209 151V149L211 150V151H209V153H210V156H207V157H210L211 158V153H212V155H214L215 153L214 152H217V153H219V152H221V151H224V150H227L228 148H231L230 149V151L232 150V154L231 155H233V152H235L234 151V149H236V151L237 150H239V149H241V147H242V145H243V143H244V139H241V141L239 140L238 142H237V144L235 143V144H232V145H228V143L226 142V141H228L225 137H226V134H228L229 135V133L230 132H234V131H237V130H239V129H243V127H244ZM192 127V126H191ZM261 127V128H262ZM187 128V127H186ZM188 128H190V127H188ZM213 128V127H212ZM234 128H235V130H234ZM81 131H80V130ZM183 129V128H182ZM237 129V130H236ZM78 130L79 131H77V132H79L80 134H82L81 135V137L83 136V135H85L86 133L88 134V132H83L82 133V131H84V129H82V127L80 128V127H78ZM185 130V129H184ZM187 130V129H186ZM185 130V131H186ZM232 130H234V131H232ZM206 131V130H205ZM166 132V134L168 135V131H165ZM164 132V133H165ZM85 133V134H84ZM234 133H236V132H234ZM54 134V135H55ZM74 134V133H73ZM73 134H72V136H73ZM161 134H163V132H161ZM164 135V136H166V139H167V135ZM173 134V132H171V135ZM176 134V133H175ZM174 134V135H175ZM53 135V136H54ZM76 135H77V137L75 136V134H74V138L73 139H71V140H73L72 142H70L69 140V142L68 143H70V144H72V143H74V141H76L77 140V138H79L80 137V135L79 134H77L76 133ZM79 135V136H78ZM173 135V136H174ZM228 135H227V137H228ZM49 136H51V135H49ZM52 136V137H53ZM90 136V135H89ZM89 136H84L85 138H86V141H87V138L89 137ZM161 136H163V135H161ZM176 136L178 137V135L176 134ZM231 136V135H230ZM234 136V135H233ZM51 137V138H52ZM158 137V136H157ZM157 137H155L156 139H158ZM169 137V136H168ZM171 137V136H170ZM169 137V138H170ZM180 137H181V135H180ZM197 137V136H196ZM92 138V137H91ZM165 138V137H164ZM181 138H183V136L181 137ZM195 138V137H194ZM194 138L193 139H189V138H187L189 141L190 140H194ZM231 138V137H230ZM43 139V140H42ZM46 139V140H45ZM48 139H49V137H48ZM53 139H51V140H53ZM69 139V138H68ZM75 139V140H74ZM81 139V138H80ZM80 139H79V141H80ZM89 139V138H88ZM163 139V137H161V139L159 138V140H162ZM175 139H179V138H176L175 137ZM184 139V138H183ZM217 139V140H216ZM222 139H224V140H222ZM43 142H45L44 144L42 143L41 144V142L42 141ZM51 140H48V142H50ZM83 140H85V139H83ZM179 140H181V139H179ZM188 140H186V144H185V146H190L189 145V143H188ZM206 140V139H205ZM226 140V141H225ZM41 141V142H40ZM59 141V142H58ZM82 141V140H81ZM80 141V142H81ZM163 141H165V140H163ZM204 140H202V142H203ZM206 141H209V139L208 140H206ZM55 142V143H56ZM64 142V141H63ZM83 142V141H82ZM81 142V143H82ZM146 142H147V140H146ZM145 142V143H146ZM149 142V141H148ZM201 142V141H200ZM201 142V143H202ZM50 143H52V142H50ZM66 143H67V141H66ZM91 143V142H90ZM152 144L151 145H148L147 143V145H145V146H143V144H142V147H146L147 146V148L149 147V149H148V151L149 150H151L150 148V146H153L152 147V150L154 151V149L157 147V149L159 148V149H161L160 147H158V146H160L159 145V143L157 144L156 142V144L154 143V142H151ZM153 143H154V145H153ZM204 143H206V142H204ZM239 143V144H238ZM45 144H46V147H44L45 146ZM53 144H54V141H53ZM80 144V143H79ZM193 144V143H192ZM208 144V143H207ZM66 145H68V144H66ZM94 145V144H93ZM195 147H196V149H197V146L195 145V144H193ZM53 146V145H52ZM51 146V147H52ZM71 146H73V145H68V146H66V148L68 147H71ZM79 146V145H78ZM80 146H81V144H80ZM104 146V145H103ZM132 146H134V145H132ZM163 146V145H162ZM205 146V147H204ZM31 147H33V151H29V152H27ZM62 147V146H61ZM60 146L59 147H57V149H60L61 148ZM76 147V146H75ZM100 147H102V145L100 146ZM141 147V148H142ZM209 147V148H208ZM55 148V147H54ZM125 148H127V147H125ZM129 148V147H128ZM133 148H135V147H133ZM169 148V147H168ZM173 148V147H172ZM65 149V148H64ZM72 149V147L71 148H69V149H65V151L67 150V151H69V150H71ZM77 149H79V147L77 148ZM145 149V151H146V148H144ZM55 150H56V148H55ZM125 150V149H124ZM134 150V149H133ZM133 150L131 151V148H130V151H131V153H129L130 154V157L132 156V153H136L135 151L133 152ZM143 150V149H142ZM141 150V151H142ZM165 150H166V145H165ZM170 150V152H172L171 151V148L169 149ZM169 150L167 149L166 150V152L168 153L169 152ZM174 150H176V149H174ZM173 150V151H174ZM213 150V151H212ZM46 151H48V154L46 153V155H45V153L44 152H46ZM57 151V150H56ZM56 151H54V152H56ZM88 151V150H87ZM95 151V150H94ZM144 151V150H143ZM148 151H146L147 153H148ZM158 152H160L159 150H157ZM164 151V150H163ZM198 151H200V149L199 150H197V152ZM60 152V151H59ZM58 152V153H59ZM75 151H70L69 153H74ZM92 152V151H91ZM124 152V151H123ZM127 152H128V150H127ZM139 152H140V149H139ZM155 152V151H154ZM153 152V153H154ZM175 152V151H174ZM194 152H196V151H194ZM201 152V151H200ZM200 152H199V154H200ZM203 152V151H202ZM40 153V154H39ZM44 153V154H43ZM65 153V152H64ZM63 153V154H64ZM69 153L67 154V152H66V154L67 155H69ZM87 152H85V154H86ZM96 153V152H95ZM117 153V152H116ZM115 153V154H116ZM137 153H138V150H137ZM142 153V152H141ZM143 153H145V152H143ZM146 153V154H147ZM150 153H152L151 151H150ZM149 153V154H150ZM167 153H165V154H167ZM181 153V152H180ZM191 153H193V152H191ZM240 153V152H239ZM238 153V154H239ZM57 154V153H56ZM55 154V155H56ZM66 154H64L63 156H65ZM82 154V153H81ZM112 154H114V153H112ZM147 154L148 156H150V155H155V154ZM163 154V156H164V153H160V155H159V160H160V156ZM170 154V153H169ZM168 154V155H169ZM172 154L174 155V153L172 152ZM171 154V155H172ZM176 154H178V153H176ZM197 154V153H196ZM204 154H206V153H204ZM238 154H236V155H234L233 157H235L236 158V156L238 155ZM73 155V154H72ZM83 155V154H82ZM82 155L80 156V157H82ZM93 155H95V154H93ZM134 155V154H133ZM136 155V154H135ZM134 155V156H135ZM138 155H139V159H140V154L138 153ZM138 155H137V157H138ZM143 155V154H142ZM145 155V154H144ZM192 155V154H191ZM207 155V154H206ZM230 155V156H231ZM34 156H35V158H34ZM54 156V155H53ZM71 156V155H70ZM85 156V155H84ZM84 156H83V161H84ZM88 156V155H87ZM92 155H90L89 156V158L91 157ZM126 156H127V154H126ZM196 156V155H195ZM202 156V155H201ZM23 157H24V159H23ZM55 157V156H54ZM80 157H78V159H77V161H76V163H78V162H80V160L82 161V158H80ZM117 157V156H116ZM118 157H119V152H118ZM128 157H129V155H128ZM136 157V158H137ZM146 156H143V158H145ZM150 157H152V156H150ZM157 156H155V158H156ZM190 156H188V159L190 160L191 159V161H189V163L191 162L192 163V161L193 162H195L194 160H193V155H192V158L190 157ZM197 157H198V155H197ZM53 158V157H52ZM63 158V157H62ZM65 158H66V156H65ZM88 157H86V159H87ZM114 158V157H113ZM112 158V159H113ZM132 158V157H131ZM143 158H141V160L143 159ZM149 158V157H148ZM148 158H146L147 159V161L149 162V160L151 159H149L148 160ZM152 158H154V157H152ZM194 158H196V157H194ZM199 158H200V156H199ZM198 158V159H199ZM202 158V157H201ZM230 158H232V156L230 157ZM229 158V159H230ZM238 158H240V157H237L236 159L238 160ZM23 161H22V160ZM32 159H34L32 162H29V160L31 161ZM67 159H70V158H68V156H67ZM67 159H65V160H67ZM110 158H108V160H109ZM115 159V158H114ZM117 159V158H116ZM135 159V158H134ZM138 159V158H137ZM188 159H187V161H188ZM197 159V158H196ZM197 159V160H198ZM208 159V158H207ZM52 160V161H51ZM71 160V159H70ZM127 160V159H126ZM144 160V159H143ZM155 160V159H154ZM159 160H157L158 162H159ZM162 161H160V162H165V159H161ZM171 160V159H170ZM172 160H176V159H173L172 158ZM64 160H62V162H63ZM114 161V160H113ZM117 161H119V159H117ZM134 161V160H133ZM145 161V160H144ZM187 161H186V163H187ZM203 161V158H202V160L199 162V163H201ZM228 161L229 160H227V158H226V165H228V164H230V163H232V161L230 160V163H228ZM234 161H235V159H234ZM61 162V161H60ZM104 162H106V161H104ZM116 162V161H115ZM132 162V161H131ZM130 162V163H131ZM136 162H138V161H136ZM136 162H135V164H136ZM153 162V161H152ZM152 162H150V163H152ZM155 162V161H154ZM153 162V163H154ZM158 162H156V163H158ZM175 162V161H174ZM238 161H236L235 163L236 164H238L237 163ZM69 163V162H68ZM108 163H109V161H108ZM114 163V162H113ZM121 163V162H120ZM128 164H129V162H127ZM141 162H140V160H139V164H140ZM144 163V162H143ZM152 163V164H153ZM167 163H169L168 161H167ZM185 163V164H186ZM196 163H198V162H196ZM203 163V162H202ZM221 163H223V160H222V162ZM234 163V164H235ZM240 163V162H239ZM21 164V163H20ZM24 164V163H23ZM62 164H66V162L65 163H62ZM62 164H60L61 165V167H59V168H64L63 166H62ZM111 163H109V165H110ZM127 164V165H128ZM160 164V163H159ZM159 164H156V166L157 165H159ZM184 164V165H185ZM192 164H194V163H192ZM192 164H189V166L190 165H192ZM223 164H225V163H223ZM222 164V165H223ZM52 164H50V166H51ZM59 165V164H58ZM116 165H118V164H116ZM115 165V166H116ZM141 165V164H140ZM144 165H146V164H144ZM153 165H155V164H153ZM162 165V164H161ZM166 165V164H165ZM172 165V164H171ZM226 165H224L225 166V168H224V166H222V168H224V169H226ZM43 166V167H42ZM129 166V165H128ZM130 166L132 167V165L130 164ZM133 166H136V165H133ZM149 166V165H148ZM152 166V165H151ZM167 166H169V165H167ZM166 166V167H167ZM173 166V165H172ZM171 166V167H172ZM187 166V165H186ZM192 166H194V165H192ZM230 165H228V168L230 169L228 172L230 173V171H231V169H234V168H236V167H239V165L238 166H235V165H233V164H231V166H232V168H231V166L229 167ZM235 166V167H234ZM12 167V166H11ZM18 167V166H17ZM21 167V166H20ZM48 167V166H47ZM58 167V166H57ZM57 167H56V169H57ZM138 167V166H137ZM140 167V166H139ZM143 167H145L146 168V166H143ZM159 168H162V167H160V166H158ZM158 167H156L157 168V170H158ZM184 167V166H183ZM191 167V166H190ZM189 167V168H190ZM196 167V166H195ZM1 168V167H0ZM10 168V167H9ZM8 168V169H9ZM22 168V167H21ZM21 168H19L18 167V169H19V173L17 172V170H15L16 172H17V175L19 176V174H20V172L22 171H20V169ZM58 168V169H59ZM125 168V167H124ZM140 168H142V166L140 167ZM168 168H170V166L168 167ZM173 168V167H172ZM187 167H185V169H186ZM47 168H45V170H46ZM50 169V168H49ZM55 169V171H58V169L56 170ZM138 169V168H137ZM136 169V170H137ZM153 169V168H152ZM164 170L166 169L165 168V166H164V168H163ZM176 169H177V166H176ZM175 169V170H176ZM191 169V168H190ZM192 169H194V171L195 170H197V171H199L198 169H196V168H192ZM190 170V172L192 173H195V175H197V174H199L200 175V173L201 172H197V171H193V170ZM224 169H222L223 171H224ZM2 170V171H3ZM12 170V169H11ZM11 170H9V172H8V175L10 174V172H11ZM60 170V169H59ZM62 170V169H61ZM141 170V169H140ZM149 170H151V169H149ZM161 170V169H160ZM160 170H158L157 172V176L158 177H161V175H159L160 173H159V171ZM184 170V169H183ZM189 170V169H188ZM206 170H207V168H206ZM221 170V171H222ZM14 171V169L12 170V172ZM25 171V172H26ZM47 171H49V170H47ZM146 171V170H145ZM145 171H141V173L142 172H145ZM187 171V170H186ZM208 171V170H207ZM222 171V172H223ZM226 171V170H225ZM226 171V173H228ZM233 171V170H232ZM241 171V170H240ZM240 171H238V173H241ZM23 172H24V170L22 171V175H23ZM24 172V173H25ZM30 172L28 173V172H26L27 173V175L28 174H30ZM53 172V171H52ZM127 172V171H126ZM149 172V171H148ZM148 172H145V174L146 173H148ZM162 172V171H161ZM190 172H188V173H190ZM219 172V171H218ZM25 173V174H26ZM31 173V174H32ZM123 173V172H122ZM151 173V172H150ZM152 173H154L155 175H156V170L154 171V172H152ZM151 173V174H152ZM184 172H182V174H183ZM190 173V177L191 176H193L194 177V175H192ZM226 173H223V174H225L226 175ZM7 174V173H6ZM24 174V175H25ZM116 174H118V173H116ZM120 174V173H119ZM124 174H125V172H124ZM134 174H136V173H133V175ZM162 174V173H161ZM167 174H170V173H167ZM233 175H234V173H232ZM11 175H16V173H12ZM22 175L20 174V176L22 177ZM34 175V174H33ZM95 176H96V174H94ZM112 175V174H111ZM115 175V174H114ZM123 175V174H122ZM121 174L119 175V176H122ZM138 175V174H137ZM137 175H134L135 177L137 176ZM142 175H144V173H142ZM142 175H140L139 174V176L140 177H138V178H140L141 179V176ZM150 175V174H149ZM163 175V174H162ZM171 175V174H170ZM185 176H187L186 175V172H185V174H184ZM189 175V174H188ZM199 175H198V178L200 179V177H199ZM207 175H208V173H207ZM218 176L220 175V174H217ZM222 175V174H221ZM229 174H227V176H228ZM232 175V176H233ZM237 175V177H238V175H240V174H236ZM19 176V177H20ZM81 176V175H80ZM87 176V175H86ZM89 177V179H90V181H91V178H93V177H90V175H88ZM91 176H93V174L91 175ZM94 176V177H95ZM116 176V175H115ZM114 176V177H115ZM119 176L117 177V178H119ZM164 176V175H163ZM201 176V178H202V176L203 175H200ZM217 176V177H218ZM227 176H225V177H227ZM232 176H230L231 178H232ZM12 177V176H11ZM15 177H17V176H15ZM83 177V176H82ZM98 178L100 177V175L99 176H97ZM109 177V176H108ZM135 177H133V180H134V178ZM143 177V176H142ZM157 177V178H158ZM170 177V176H169ZM178 177V176H177ZM176 177V182L178 181H183L184 179H182V180H178L179 178H177ZM189 177V178H190ZM221 176H219L218 178H220ZM230 177H229V180H230ZM235 177V176H234ZM237 177L235 178V179H237ZM74 178H77V177H73V182H74ZM116 178V177H115ZM116 178V179H117ZM145 178V177H144ZM149 178H150V176H149ZM151 178H152V176H151ZM183 178V177H182ZM184 178H186V177H184ZM189 178L187 179V182H188V180H189ZM222 178H224V176H222ZM70 179V181H72L71 180V178H69ZM81 179V178H80ZM84 179H87V177H84ZM84 179H82V180H84ZM95 179V178H94ZM93 179V180H94ZM97 179V178H96ZM109 179V178H108ZM111 179V178H110ZM114 179V178H113ZM143 179V178H142ZM153 179V178H152ZM151 179V180H152ZM160 179V178H159ZM171 179V178H170ZM180 179H181V177H180ZM195 179V178H194ZM232 179H234V178H232ZM232 179L230 180V181H232ZM68 180V179H67ZM82 180H79L78 182H82L80 185H82L83 184V181ZM88 180V179H87ZM137 180H139V179H137ZM154 180H156V179H154ZM191 180V179H190ZM192 180H193V178H192ZM226 180V179H225ZM227 180H228V178H227ZM228 180V181H229ZM64 181H66V180H64ZM64 181H61V183H64ZM69 181V180H68ZM67 181V183H69L70 184V182H68ZM75 181H77V179H75ZM90 181L88 182V184H87V182H86V180L84 181L85 182V184H83V186L85 187V185H87V187H88V185L90 186V187H92L93 186V188L96 186L95 185V182L97 181H93L94 182V184L93 185H91V183H90ZM112 181V180H111ZM114 181V180H113ZM135 181V180H134ZM157 181V183H159L160 181L159 180H156ZM195 181H199V180H194V181H191L192 183H198V182H195ZM203 181V180H202ZM201 180H200V182H202ZM224 181V180H223ZM227 181V182H228ZM230 181H229V183H230ZM235 180H233L231 183H233ZM256 181V180H255ZM258 181H260L259 180V178H258ZM72 182V183H73ZM105 182V181H104ZM108 182H110V180L108 181ZM115 182V181H114ZM114 182H112V183H114ZM131 182V181H130ZM152 181H150V183H151ZM162 182V181H161ZM177 182V183H178ZM184 182V181H183ZM190 182V181H189ZM190 182V183H191ZM200 182H199V184H200ZM206 182V181H205ZM204 182V183H205ZM214 182V181H213ZM212 182V183H213ZM218 182H220V181H218ZM247 182H249V181H247ZM263 182V181H262ZM61 183L59 184L60 186H64L65 187V185H61ZM90 183V184H89ZM100 183H102V181L100 182V181H97L96 182V184H98V186L100 185ZM118 185H115L116 187H119L120 186V184L118 183V182H116ZM138 183H139V188H138ZM153 183V182H152ZM156 183V184H157ZM191 183V185H192V187L193 188H195V190H197L196 189V186L194 187V185ZM217 184V181L216 182H214V184ZM222 184H223V182H221ZM225 183V182H224ZM235 183V182H234ZM68 184V185H69ZM79 184V183H78ZM103 184H105V183H103ZM111 184V183H110ZM115 184V183H114ZM131 184H133V185H128V184H126V190H127V188L129 187V190H130V188L133 186V188H135L134 187V182L133 183H131ZM135 184H137V188H138V191H139V189H140V181H138V182H136ZM144 184V183H143ZM153 184H155V182L153 183ZM155 184V185H156ZM180 184V183H179ZM187 183H182V185H180V186H182V187H180L179 186V189L180 188H183V186H185V188L187 187V185H186ZM220 184V183H219ZM222 184L220 185V186H222ZM228 184V183H227ZM256 184H258V182L257 183H255V185ZM56 185H58V183L56 184ZM72 185V184H71ZM71 185H70V188H71ZM108 185H109V183H108ZM107 185V186H108ZM112 186H110V187H112L113 188V184H111ZM155 185H154V192L155 191H159V190H156L155 189ZM159 185V184H158ZM171 185H172V183H171ZM170 185V186H171ZM178 185V184H177ZM190 185V186H191ZM231 185H233V184H231ZM248 185V184H247ZM259 185V184H258ZM67 186V185H66ZM74 186H76V183H75V185ZM97 186V187H98ZM107 186H106V188H107ZM125 186V185H124ZM144 186H146V185H144ZM144 186H142L141 188H144V189H148V186H149V181H148V184H147V186H146V188L144 187ZM152 185H150V187H151ZM189 186V189H191V187ZM198 186H201V184L200 185H198ZM216 185H214V187H215ZM219 186V185H218ZM217 186V187H218ZM224 186H228V185H226V184H224ZM68 187V186H67ZM66 187V188H67ZM87 187H85L86 189H88ZM89 187V188H90ZM100 187H102V186H100ZM109 187V186H108ZM109 187V188H110ZM120 187H123V186H120ZM153 187V186H152ZM176 187V186H175ZM249 187H250V185H249ZM261 187H263V185L261 186ZM69 188V187H68ZM77 188V187H76ZM115 188V187H114ZM137 188H135V189H137ZM184 188V189H185ZM203 188V187H202ZM213 188V187H212ZM211 188V189H212ZM219 188H221V187H219ZM218 188V189H219ZM225 188V187H224ZM251 188V187H250ZM250 188H248L247 187V189H248V191H250L249 189ZM258 188H260V187H258ZM264 188V187H263ZM78 189H79V187L77 188V192H78ZM104 190L103 192L104 193H102L103 195H105L107 192H105L106 191V189H105V186H104V188L102 187V189L101 188H99L98 187V190ZM108 189V188H107ZM115 189H117V188H115ZM121 189V190H120ZM118 188V195H117V193H116V190H114L115 191V193H116V195L119 197V195H120V192H123V191H125V187H124V190H122V188ZM144 189H142L143 190V192H144ZM164 189H166V187L164 188ZM171 189V188H170ZM170 189H168L167 188V190H170ZM177 189V190H176ZM176 189H174V190H176V191H178V187H176ZM187 189H188V187L186 188V191L185 192H187V193H185V194H188V195H190L189 194V190L187 191ZM215 189V188H214ZM214 189H212L213 191H215ZM217 188H216V191L218 190ZM222 189H223V186H222ZM72 190H75V188H73L72 187ZM92 190H94V189H91V192H92ZM95 190H97V188L95 189ZM120 190V191H119ZM128 190V191H129ZM145 190V191H146ZM160 190H161V188H160ZM162 190H163V188H162ZM161 190V191H162ZM173 190V191H174ZM183 189H181V191H182ZM220 190V189H219ZM228 190V188L225 190V191H227ZM232 190H233V188H232ZM239 190V189H238ZM251 190H253V189H251ZM258 190V189H257ZM76 191V190H75ZM112 191V190H111ZM111 191H109V192H111ZM114 191H112L113 192V194H114V196L116 197V195H115V193H114ZM149 192L150 191H152V189L150 190H148ZM175 191V192H176ZM181 191L179 190V192H180V194H181ZM191 191V190H190ZM194 191V190H193ZM215 191V192H216ZM230 191V190H229ZM228 191V192H229ZM247 191V192H248ZM93 192H95V191H93ZM99 192V191H98ZM111 192V193H112ZM129 192H131V191H129ZM140 192H142V191H140ZM148 192V193H149ZM153 192V191H152ZM152 192H150L151 194H152ZM153 192V193H154ZM165 192V191H164ZM168 192V194H169V191H167ZM213 193L212 192V194H211V192H210V194L213 196V197H215L214 196V194L216 195V197L217 198H219L220 196H222V194H221V192L222 191H218L217 193ZM223 192H224V189H223ZM222 192V193H223ZM251 192V191H250ZM26 193V192H25ZM86 193V192H85ZM89 193V192H88ZM147 192H146V194H148ZM150 193L148 194V195H150ZM162 193H163V191H162ZM177 194H178V192H176ZM184 193V192H183ZM198 193H199V195L202 193L201 191H200V189H199V191H198ZM230 193H233V191L232 192H229V194ZM262 193V192H261ZM6 194V193H5ZM17 194H20V192H18ZM27 194V193H26ZM28 194H30L31 195V193H29L28 192ZM75 194H76V192H75ZM90 194V193H89ZM101 194V193H100ZM108 194V193H107ZM125 194H126V192H125ZM124 194V192H123V194L122 195H120V199L122 200V204H123V202L124 201H126V198L124 197H122V196H124L125 195ZM141 194H144V193H141ZM157 194H159V193H157ZM161 194V193H160ZM167 194V193H166ZM170 194H171V191H170ZM175 194V193H174ZM177 194H175L177 197H178V195ZM184 194V195H185ZM196 194V192H194V194L192 193V195L194 196ZM226 194V193H225ZM224 194V195H225ZM238 194V193H237ZM247 193L245 192V195H246ZM250 194V193H249ZM252 194V193H251ZM250 194V195H251ZM7 195H8V193H7ZM10 195V194H9ZM21 195H23V193L21 194ZM25 195V194H24ZM23 195V196H24ZM29 195V196H30ZM102 195V196H103ZM129 194H127V196H128ZM164 195V194H163ZM160 196V198L162 197H167L166 195L165 196ZM174 195V196H175ZM197 195V194H196ZM195 195V196H196ZM218 195H220V196H218ZM222 196L221 197V199L222 198H224V197H228V198H230L231 199V194L229 195V196H231V197H229L227 194H226V196ZM238 195H240V194H238ZM241 195H243L242 193H241ZM241 195H240V197H241ZM257 195V194H256ZM256 195H253L254 197H258V195L256 196ZM1 196H2V194H1ZM0 196V197H1ZM4 196V195H3ZM20 196V195H19ZM22 196V197H23ZM31 196H34V194H32ZM36 196V195H35ZM106 196V195H105ZM110 195H108V197H109ZM113 196V197H114ZM126 196V195H125ZM170 196V195H169ZM174 196H173V198H174ZM180 196V195H179ZM182 196V195H181ZM5 197L7 198V196H4V199H5ZM12 197H14V196H12ZM11 197V198H12ZM46 197V196H45ZM107 197V196H106ZM113 197L111 198V197H109L108 199H113ZM118 197H117V199H118ZM122 197V198H121ZM153 197V196H152ZM157 198H158V196H156ZM156 197H153V199H156ZM240 197H239V199H240ZM244 197H246V196H244ZM252 197V196H251ZM9 198H10V196H9ZM9 198H7V200H9ZM16 198V197H15ZM27 198H29V200H30V197H28L27 196ZM32 199H35V198H33V197H31ZM38 199H40L42 202H43V204L45 203L44 202V200H42L41 198H40V196H38L37 197ZM36 198V199H37ZM47 198H49V197H47ZM102 199L104 198V197H101ZM167 198H169V197H167ZM171 198V197H170ZM169 198V199H170ZM182 198H183V196H182ZM186 198V197H185ZM191 195L189 196V199L188 198H186V200L188 199V200H191ZM208 198L210 199V201H211V199L212 198H210L209 196H208ZM247 198H249V196H248V194H247ZM260 198V197H259ZM1 199V198H0ZM3 199V198H2ZM14 199V198H13ZM16 199H18V198H16ZM24 199H26L25 197H24ZM32 199L30 200V201H32ZM35 199V200H36ZM37 199V200H38ZM107 199V198H106ZM107 199V201H109ZM117 199L116 200H114V201H116L117 202ZM123 199H125L124 201H123ZM132 198H129V196H128V200L130 201ZM177 198L175 197V200H176ZM180 199V198H179ZM195 199H197V196L195 197ZM207 199V198H206ZM208 199V200H209ZM214 199V198H213ZM212 199V200H213ZM220 199V198H219ZM218 199V200H219ZM230 199H228V200H230ZM251 199V198H250ZM6 200V201H7ZM27 200V199H26ZM28 200V201H29ZM49 200H50V198H49ZM121 200H119L118 199V202L119 201H121ZM140 200H142V199H140ZM144 200V199H143ZM158 200V199H157ZM163 200H165V199H163ZM167 200V199H166ZM175 200H173V201H175ZM186 200L184 201L183 200V207H184V205H186V204H184V202L186 203ZM193 200H194V198L192 199V203H193ZM199 200H201V199H199ZM198 200V201H199ZM208 200H206V202L208 201ZM218 200H216V201H218ZM223 200V199H222ZM234 200V199H233ZM243 200H244V198H243ZM243 200L241 201L242 203H243ZM248 200V199H247ZM253 200V199H252ZM259 200H261V198L259 199ZM4 201V200H3ZM6 201H4V202H6ZM11 201V200H10ZM13 201V200H12ZM11 201V202H12ZM18 201V200H17ZM22 200H20L19 199V202H21ZM34 201V200H33ZM39 201V200H38ZM37 201V202H38ZM113 201V202H114ZM133 201V200H132ZM168 201V200H167ZM173 201H172V199H171V204L173 205V204H175V207H172V208H174L175 210V213H172V214H167L166 212H162L161 213V207L163 206L164 207V205H162V204H160V205H162L161 207H159V209H160V212H158V208H156L157 207V204H156V207L155 206H153V205H151V204H148L149 206H150V208H148V209H146V210H149V211H151L150 213H152L153 211L152 210H155V208H156V211L158 212V213H156V215H154V212L152 213V214H150V213H148L149 211H147V212H143V213H146V214H143V216H139V215H142V207H138V208H140L141 210H139V215H128V216H123V214H122V216L121 217H119V218H117V219H115V220H113L114 222H111L110 221V223H112V228H110V226H109V229H108V227L107 228H104L105 226H103V229H101V228H99L98 226H97V228H96V225H95V223L93 224L92 222H91V224H93V226L97 229H92V228H89L88 226H86V225H88L89 224V220L91 221V219H89V220H87L88 219V217H84V219H83V216H81V215H79L80 216V218H79V221L81 220V219H83L82 220V222L86 219L87 220V222H86V220L82 223L81 221L80 222H78V221H76L75 220V217H74V221L75 222H77V223H75V222H73V220L71 219V218H69L68 219V217H67V219H65V220H62V222L60 223L61 225H60V227L62 226V228H64V230H62L60 233L59 232H57V231H55L54 230V232H52V233H50L49 231H47L48 230V228H45V226L44 225H46L47 224V222L45 223V222H43V223H41V218L39 219L40 221H39V224L41 225V227H42V225H43V227L45 228V231H33L32 233H34L35 235H32L31 233V236H29L30 234H28V232H26L25 230H23L24 232H26V233H24V232H22V231H17L18 233H19V237H18V239H16V238H14V239H16L15 241H14V246H13V248H12V250H9V249H7L6 250V252H4V250L7 248V246H5L4 245V247H2L1 245V248H0V264H168V263H171V264H177V260H179V262H180V259H179V255L177 256V253L178 254H180V256H183V258L184 257H186L185 256V252H184V250L186 251V249H187V251L189 252V253H191L192 252V250H188V249H190V248H188V247H191L192 245H193V243H194V241L197 243V244H199V243H202V242H200L198 239V241H199V243L197 242V240H196V238H195V240L193 241V243H190V244H192L191 246L189 245V244H187V247L184 245L185 244V242H188L189 243V241H187V240H190V239H188V237H187V239H186V237H185V242L183 241L184 240V238L182 239V237L180 238V236H183V233L182 234H178V232L177 231H179L180 233L182 232V230L184 231V230H186L185 228H186V226H184V228L183 227H181V225L182 224H184V225H187V226H189L190 225V227H189V230H188V228H187V232L189 231V232H191V230L193 229L195 232H193V234L194 233H199L198 231H196L197 230V228H196V230L194 229L195 228V225L192 223L193 222V218H194V216H193V218H192V214H191V212H190V214H189V216H190V218L188 217V214H187V218H185L186 216L184 215V213H186V212H182V214L184 215V219H182L183 221H185L186 219H188V220H190L189 221V223H188V220L187 221H185V222H180V220L178 219L179 217H177V214L178 213H176V211H178V210H180V206H182V205H178L179 207L177 208L176 207V205H177V203H178V201H176V202H174L173 203ZM180 201V200H179ZM210 201H208L207 203H209ZM213 201H215V200H213ZM221 201V200H220ZM249 201V200H248ZM251 201V200H250ZM256 201H257V198H256ZM10 202V203H11ZM14 202V201H13ZM34 202H36V201H34ZM53 202V201H52ZM51 202V203H52ZM110 202V201H109ZM117 202V204H119ZM144 202V201H143ZM156 202V201H155ZM158 202H160V199H159V201ZM157 202V203H158ZM169 202V201H168ZM191 202V201H190ZM205 202V203H206ZM212 202V201H211ZM225 202H227L226 200H225ZM257 202H259V201H257ZM3 203V202H2ZM2 203H1V205H2ZM21 203H23L24 204V202H21ZM33 203V202H32ZM54 203V202H53ZM56 203V202H55ZM126 203V202H125ZM124 203V204H125ZM133 203V202H132ZM136 202H134L133 203V205L131 204V202H130V204L132 205V206H135L134 204H135ZM147 203V202H146ZM161 203H163V201L161 202ZM170 203V202H169ZM166 204L167 206H168V209L170 208L169 206H172L171 204ZM180 203H182V201L180 202ZM197 203V202H196ZM216 203V202H215ZM219 203H221V202H218V205H219ZM223 203V202H222ZM228 203H231L230 201L228 202ZM239 203V202H238ZM250 203V202H249ZM254 203H255V201H254ZM4 204V203H3ZM5 204H7V203H5ZM4 204V205H5ZM17 204V203H16ZM61 204H63V203H61ZM120 204H121V202H120ZM194 204V203H193ZM192 204V206L194 207V205ZM198 204V203H197ZM196 204V205H197ZM213 204V206H214V203H212ZM244 204V203H243ZM251 204V203H250ZM0 205V206H1ZM3 205V206H4ZM26 205V204H25ZM33 205V204H32ZM45 205V204H44ZM51 205V204H50ZM53 205H55V204H52V207H53ZM113 205V204H112ZM127 205H129L128 204V201H127ZM158 205H159V203H158ZM208 205V204H207ZM217 205V204H216ZM215 205V206H216ZM220 205H222V204H220ZM241 205V204H240ZM2 206V208L3 209H6V212H7V210L9 209V210H12V208H14V207H12L11 209L9 208L10 207V205H9V203L7 204V205H5L4 207ZM8 206V207H7ZM12 206V205H11ZM17 206V205H16ZM34 206H36L35 204H34ZM40 206H43L42 204H40ZM57 206V205H56ZM62 206V205H61ZM74 206V205H73ZM86 207H87V205H85ZM122 206H126V204L125 205H122ZM130 206V205H129ZM131 206V207H132ZM148 206V207H149ZM155 207L154 209H151V207ZM174 206V205H173ZM187 206H191L190 204L188 205L187 204ZM186 206V207H187ZM201 206V205H200ZM210 206V205H209ZM208 206V207H209ZM225 206H227V207H229L228 205H225ZM243 206V205H242ZM242 206H239V207H242ZM245 206V205H244ZM254 206H258L257 204H255ZM24 207V206H23ZM22 207V208H23ZM27 211L26 210H24V208H23V210L24 211H22V209H21V211H22V213H21V211L20 210H18V208H17V211H18V214H19V211H20V213H21V217H22V214H23V212H28V210L29 209H31V208H33V206L31 207V208H29V206L27 205ZM65 208H66V206H64ZM69 206H67V208H68ZM127 207L128 206H126V211H128V209H130V207L127 209ZM145 207V206H144ZM152 207V208H153ZM217 207V206H216ZM215 207V208H216ZM221 207V206H220ZM224 207V206H223ZM252 207H253V205H252ZM1 208V207H0ZM21 207L19 206V209H20ZM37 208H40L39 206L37 207ZM43 208H45V207H42L41 209H42V211H43ZM64 208V209H65ZM75 209H77L76 207H74ZM73 208V209H74ZM93 208V207H92ZM121 208H123V207H121ZM171 208V209H172ZM185 208V207H184ZM184 208L182 209L183 211H187V210H184ZM187 208H189V207H187ZM186 208V209H187ZM205 207H203V209H204ZM226 208V207H225ZM261 208H262V206H261ZM260 208V209H261ZM16 208H14V210H15ZM26 209V208H25ZM36 209V208H35ZM46 209V208H45ZM53 209H56V208H53ZM59 209V208H58ZM79 209V208H78ZM87 209V208H86ZM85 209V210H86ZM95 211H98V209L96 210V208H93ZM92 209V210H93ZM125 209H123V210H125ZM133 208H131L130 210H129V212H130V214L133 212H131V210H132ZM163 209H165V210H167V212H168V209H166V208H163ZM199 209V208H198ZM217 209H218V207H217ZM217 209H215V211L217 210ZM221 209L222 208H220V213L222 214V213H224V212H221ZM227 209H230V208H227ZM263 209V208H262ZM47 210H49V208L47 209ZM62 210V209H61ZM67 210H69V208L67 209ZM88 210V209H87ZM93 210V211H94ZM118 210V209H117ZM122 210V209H121ZM121 210H118V211H120L121 212ZM145 210V208H144V210L143 211H146ZM194 210V209H193ZM207 210V209H206ZM212 210H214V208L213 209H211V211ZM226 210V209H225ZM224 210V211H225ZM243 207H242V213H246V211L244 210V212H243ZM13 211V210H12ZM16 211V210H15ZM32 211V210H31ZM35 211V210H34ZM56 211H59V210H56ZM64 211V210H63ZM80 211V210H79ZM115 212H116V210H114ZM113 211V212H114ZM118 211H117V214H118ZM155 211V212H156ZM173 211V210H172ZM173 211V212H174ZM195 211V210H194ZM210 211V210H209ZM214 211V212H215ZM228 211V210H227ZM254 211H255V208H254ZM256 211H257V209H256ZM30 212V211H29ZM28 212V214H30ZM37 212V211H36ZM46 211L44 210V213H45ZM48 212V211H47ZM53 212H55V211H51V214L53 213ZM73 212V211H72ZM81 212V211H80ZM112 212V211H111ZM114 212V213H115ZM136 212V211H135ZM196 212H197V209H196ZM203 212H204V215H205V211L203 210ZM211 213L210 215H209V219H211L212 217H214L216 214L215 213ZM263 212V211H262ZM9 213L11 214V212L9 211ZM15 214L17 213V212H14ZM33 213V212H32ZM39 213H40V210H39ZM56 214H57V212H55ZM67 213V212H66ZM75 213V212H74ZM82 213V212H81ZM80 213V214H81ZM90 213V212H89ZM148 213V214H147ZM161 213V214H160ZM169 213V212H168ZM170 213H171V211H170ZM181 213V212H180ZM198 214H200V212H197ZM219 213V212H218ZM226 213V212H225ZM228 213V212H227ZM227 213L225 214V215H223L224 217H226V215H227ZM239 213H241V212H239ZM255 213V212H254ZM15 214H14V216H15ZM26 214V213H25ZM27 214V215H28ZM34 214V213H33ZM32 214V215H33ZM37 214H38V212H37ZM46 214H48V213H46ZM45 214V215H46ZM50 214V213H49ZM59 214H61V212L59 213ZM63 214V213H62ZM71 214H73V213H71ZM71 214H69L70 215V217H71ZM78 214V213H77ZM76 214V215H77ZM120 214L121 213H119L118 215L120 216ZM128 214V213H127ZM134 214H136V213H134ZM212 214H215V215H213L212 216ZM233 214V213H232ZM17 215V214H16ZM24 215V214H23ZM31 215V216H32ZM35 215H36V213H35ZM35 215H33L32 217H36ZM42 216H43V218L42 219H44V214H41ZM92 215V214H91ZM98 215H99V211H98ZM111 215H112V213H111ZM181 215V214H180ZM179 215V216H180ZM193 215H195L194 214V212H193ZM197 215V214H196ZM196 215H195V217H196ZM203 215V218L204 217H206V215L204 216ZM207 215H208V213H207ZM239 215V214H238ZM244 215H246V214H243V215H241L240 216V218H241V220L244 218ZM248 215V214H247ZM246 215V216H247ZM256 215V214H255ZM13 216V217H14ZM30 216V215H29ZM29 216H28V219H29ZM39 216V215H38ZM41 216V217H42ZM55 216V215H54ZM54 216L52 215V219H54ZM58 216V215H57ZM93 216V215H92ZM102 216V215H101ZM105 216V215H104ZM106 216H107V214H106ZM110 216V215H109ZM211 216V217H210ZM218 216H219V214H218ZM222 216V217H223ZM232 216V215H231ZM242 216H243V218H242ZM245 216V217H246ZM257 216H258V214H257ZM256 216V217H257ZM261 216V215H260ZM27 217V216H26ZM32 217H30V219L32 218ZM47 216H45V218H46ZM48 217H51V215H48ZM62 217V216H61ZM181 216H180V219L182 218ZM219 217H221V215L219 216ZM221 217V218H222ZM249 217V216H248ZM247 217V219H249ZM23 218V217H22ZM66 218V217H65ZM72 218H73V216H72ZM94 218H96L97 219V216L96 217H94ZM107 218V217H106ZM105 218V219H106ZM111 218V220H112V216L110 217ZM191 218L193 219V220H191ZM199 218H201V216L199 217ZM215 218H217L216 216H215ZM221 218H219V220H221ZM261 218H263V217H261ZM16 219V218H15ZM20 219V218H19ZM24 219H25V217H24ZM24 219H23V221H24ZM27 219V218H26ZM25 219V220H26ZM34 218H32V220H33ZM36 219H38V217H36ZM35 219V220H36ZM56 219V218H55ZM55 219L53 220V221H50L51 220V218H50V220H49V218H47V220H49L50 222H54L55 221ZM63 219V218H62ZM78 219V218H77ZM104 219V223H105V220ZM197 220H198V217L196 218ZM237 219H238V217H237ZM246 219V218H245ZM245 219H243L244 221H245ZM59 220V219H58ZM57 220V221H58ZM67 220V221H66ZM70 220H72V222H70ZM98 221L100 220V219H97ZM101 220H103L102 218H101ZM99 221L100 223L102 222V221ZM107 220H108V218H107ZM110 220V219H109ZM181 220V221H182ZM205 220V219H204ZM215 220V219H214ZM218 220V221H219ZM223 220V219H222ZM235 220V219H234ZM264 220V219H263ZM262 220V221H263ZM59 221H61V220H59ZM64 221H65V224H64ZM177 221H179L180 223H178ZM192 221V222H191ZM206 222H207V220H205ZM204 221V222H205ZM211 221V220H210ZM209 221V222H210ZM233 221V220H232ZM231 221V222H232ZM247 221V220H246ZM250 221V220H249ZM1 222V221H0ZM26 222V221H25ZM30 222H32V224H34L33 223V221H30ZM29 222V223H30ZM37 221H35V223H36ZM50 222H48V223H50ZM95 222H96V220H95ZM102 222V223H103ZM109 222V221H108ZM108 222L106 223V224H104V225H108ZM198 222V221H197ZM196 221L194 222V223H197ZM216 223L217 222V220L216 221H213V222H211L212 224L213 223ZM220 222V221H219ZM223 222H224V220H223ZM241 222H243V221H241ZM260 222V221H259ZM259 222H257V223H259ZM22 223H24V222H22ZM55 223V222H54ZM53 223V224H54ZM57 223V222H56ZM59 223V222H58ZM57 223V224H58ZM67 223V224H66ZM85 223V224H84ZM101 223V224H102ZM177 223L179 224V225H177ZM191 223V224H190ZM246 223V222H245ZM27 224V223H26ZM31 224V225H32ZM36 224H38V223H36ZM52 224V225H53ZM64 224V225H63ZM91 224H89V226H91ZM198 224V223H197ZM207 224V223H206ZM212 224H210V225H212ZM221 224H222V222H221ZM220 224V225H221ZM232 224V225H231ZM230 225V227H228L229 228V231H230V229L231 228H233L234 227V225L235 224H237V222L235 221V224L232 222ZM234 224V225H233ZM239 224V223H238ZM24 225V224H23ZM47 225H49V224H47ZM192 225H194L193 227H191ZM199 225V224H198ZM216 224H213L211 227L213 228V231H214V226H215ZM263 225V224H262ZM262 225H259L260 227L262 226ZM34 226V225H33ZM35 226H39V225H35ZM64 226V227H63ZM83 226H86L87 227V229H86V227H84L85 229H81V227L83 228ZM93 226H91V227H93ZM178 226V227H177ZM205 226V225H204ZM203 225L202 226H199V227H204ZM207 226V225H206ZM217 226H219V224H217ZM216 226V227H217ZM244 226H247V225H244ZM250 226V224L247 226V227H249ZM2 227V228H1ZM0 228V230L1 231H5L4 230V228H3V226H1ZM4 227H5V225H4ZM46 227H49V226H46ZM50 227L52 228V227H54V226H51V223H50ZM50 227H49V230H51L50 229ZM60 227H57L56 225H55V229H57V228H60ZM66 227H70L69 229H67ZM179 227H181L182 229L180 230V228ZM197 227V226H196ZM211 227H210V229H211ZM220 227V226H219ZM218 227V228H219ZM226 227V226H225ZM247 227H244V228H246L247 229ZM7 228H8V225H7ZM10 228V227H9ZM66 228V229H65ZM75 228H80L79 230L78 229H75ZM178 228V229H177ZM190 228H192V229H190ZM250 228L251 227H249L248 228V230H250ZM263 228H264V226H263ZM47 229V230H46ZM200 229V228H199ZM204 229H205V227H204ZM209 229V231L208 232H210L211 230ZM217 229V228H216ZM234 229H237V228H234ZM234 229H232L231 231L234 233L235 231H234ZM245 229V230H246ZM8 230V229H7ZM192 230V231H193ZM261 230H263V229H261ZM10 231V230H9ZM14 231V230H13ZM213 231H211L210 233H213ZM216 231V230H215ZM217 231H219V230H217ZM227 231V230H226ZM225 230L223 231V232H226ZM231 231L229 232L230 234H229V236L230 237H232V233H231ZM238 231V230H237ZM247 231V230H246ZM12 232V231H11ZM10 232V233H11ZM201 232H203V233H205V234H208L207 233V229H206V231L204 232V230L203 231H201ZM222 232V229H221V233H223ZM239 232V231H238ZM249 232V231H248ZM248 232H247V234H248ZM252 232H254V231H252L251 230V232H249V233H251L252 234ZM260 232H263L262 234H264V230L263 231H260ZM0 233H2V232H0ZM5 233V232H4ZM14 233V232H13ZM55 233H58V234H60V238H58V237H55ZM209 233V234H210ZM25 234H27V236L25 235ZM48 234H51L50 236H47ZM58 234L56 235V236H58ZM177 234H178V236H177ZM197 234H196V236H197ZM226 234H227V232H226ZM225 233H223V235L222 236H224V237H226L227 235H226ZM235 234H236V232H235ZM239 234V233H238ZM261 234V235H262ZM3 235V234H2ZM1 235V236H2ZM40 235V236H39ZM249 235V234H248ZM0 236V237H1ZM7 236V235H6ZM29 236V237H28ZM208 236V235H207ZM217 236V235H216ZM233 236H235V235H233ZM237 236V235H236ZM241 236V235H240ZM239 236V237H240ZM252 236V235H251ZM17 237V236H16ZM177 237H178V240H179V238H180V240L181 241H183L182 243L180 242V240H179V243H181V245H182V248H184L183 246H185V248H184V250L182 249V253H183V255H182V253H180L179 252V250H181L180 248H178L177 249V247H178V243H177ZM210 236H208V238H209ZM215 237V236H214ZM253 237V236H252ZM252 237H250V238H252ZM254 237H255V235H254ZM254 237H253V239H251L250 240V243L252 242V241H254V243L252 242L251 244H254L255 245V241L256 240H254ZM207 238V237H206ZM207 238V239H208ZM223 238V237H222ZM221 238V239H222ZM226 238H228V236L226 237ZM226 238H224V239H222V241L223 240H225V241H223V244L221 245V246H223L224 247V251H226L227 250V253H228V249H227V243H228V239H226ZM237 238V237H236ZM242 238V237H241ZM5 238H3L2 240H4ZM13 239V238H12ZM212 239V238H211ZM218 239V240H217ZM233 239V238H232ZM5 240H8V238L7 239H5ZM192 240V239H191ZM219 241V235H218V237L216 238V239H213V241ZM212 241V242H213ZM221 241V242H222ZM231 241V240H230ZM263 241H264V239H263ZM3 242L4 241H1V244L3 245ZM6 242V241H5ZM9 242L10 241H8V244H9ZM33 242H35V243H33ZM204 242V241H203ZM208 242H209V240H208ZM226 243V245H225V243ZM237 242H238V239H237ZM236 242V243H237ZM210 244H211V241L209 242ZM208 243V244H209ZM214 243V242H213ZM216 244H217V242H215ZM219 243V242H218ZM230 243H232V242H230ZM241 243V242H240ZM243 243V242H242ZM250 243H249V245H250ZM5 244V243H4ZM204 244V243H203ZM215 244V245H216ZM235 244V243H234ZM257 244V243H256ZM7 245V244H6ZM12 245H13V242H12ZM12 245H8L9 247H12ZM213 245V244H212ZM218 245V244H217ZM241 245V244H240ZM239 245V246H240ZM194 246V245H193ZM205 246V245H204ZM204 246H197V247H200V249H202L203 250V247ZM210 246V245H209ZM219 246V245H218ZM233 246V245H232ZM257 246V245H256ZM179 247H181V246H179ZM210 247H212V249H211V255L213 254V253H215L216 251H218V250H216L215 248H213V246H210ZM209 247V248H210ZM214 247H217V246H214ZM222 247V248H223ZM228 247H229V245H228ZM230 247H231V245H230ZM229 247V248H230ZM236 247H237V245H236ZM242 247V246H241ZM246 247V246H245ZM250 247H251V245H250ZM252 247H254L253 245H252ZM251 247V248H252ZM191 248H193L194 249V247H191ZM196 248V247H195ZM206 248H208V247H206ZM221 248V249H222ZM240 248V247H239ZM239 248H238V250H239ZM243 248V247H242ZM257 248H258V246H257ZM213 249H214V251H213ZM236 249V248H235ZM245 249V248H244ZM252 249H254V248H252ZM252 249H251V251H252ZM205 251H202L204 254L202 255L201 254V256H204V257H202V259L204 260H202V259H194L193 258V260L191 259L192 257H195V255L193 254L192 256H190V254L189 253H187L186 255H188V257H187V259L186 260H192L190 263H192V262H195V263H197L198 264V262H199V260H201L200 261V263H203L204 264V262H205V259H206V262L209 260V262L211 261H213V259L215 260V258L212 256V259H211V255H209V254H205V253H208L207 252V249H204ZM258 250V249H257ZM260 250H262V249H260ZM191 251V252H190ZM195 251L197 252H199V253H195L197 256H200V252H201V250H196L195 249ZM212 251H213V253H212ZM221 251V250H220ZM230 251H231V249H230ZM240 251H241V249H240ZM239 251V252H240ZM246 251V250H245ZM256 250H254V252H255ZM194 252V251H193ZM232 252V251H231ZM230 252V253H231ZM233 252H235V250L233 251ZM233 252H232V255H233ZM239 252L237 253V254H239ZM242 252H244V251H242ZM241 252V253H242ZM247 252V251H246ZM246 252H244V253H246ZM258 252V251H257ZM220 253V252H219ZM222 253H224V252H222ZM227 253H224V255H227ZM236 253V252H235ZM234 253V254H235ZM236 254V255H237ZM256 254V253H255ZM254 254V255H255ZM261 254V253H260ZM263 254V253H262ZM261 254V255H262ZM207 255V256H206ZM216 255H217V253H216ZM215 255V257H216V260L218 259V261L221 259V257H218L217 258V256ZM244 254H242V256H243ZM260 255V256H261ZM264 255V254H263ZM262 255V256H263ZM189 256H190V258H189ZM220 256V255H219ZM228 256V255H227ZM258 256H259V254H258ZM257 256V254H256V257H254V258H257L258 257ZM178 257V258H177ZM208 257L210 258V259H208ZM245 257V256H244ZM243 257V258H244ZM248 257V256H247ZM180 258H182V257H180ZM201 258V257H200ZM205 258V259H204ZM220 258V259H219ZM240 258V257H239ZM261 257H259V259H260ZM235 259V258H234ZM195 260V261H194ZM215 260V261H216ZM227 260V261H226ZM237 260V259H236ZM239 260V259H238ZM237 260V261H238ZM241 260V259H240ZM251 260H253L252 259V257H251ZM250 260V261H251ZM257 260V259H256ZM203 261V262H202ZM218 261H216V262H218ZM222 261V259L219 261V263L221 264H225L226 262H228V259H226L225 258V260H224V262L225 263H223V261ZM243 261V260H242ZM246 261V260H245ZM248 261V260H247ZM259 261V260H258ZM187 261H183L182 262V260H181V262L180 263H182V264H185ZM188 262V264H190ZM244 262V261H243ZM242 262V263H243ZM257 262V261H256ZM213 263V262H212ZM211 263V264H212ZM231 263H233V261L231 262ZM239 263H240V261H239ZM238 263V264H239ZM245 263V262H244ZM261 263V262H260ZM187 264V263H186ZM192 264H194V263H192ZM206 264H208V262L206 263ZM210 264V263H209ZM215 264V263H214ZM216 264H218V263H216ZM229 264V263H228ZM247 264V263H246ZM251 264H252V262H251ZM257 264V263H256ZM259 264V263H258ZM262 264V263H261Z\"/></svg>","mask_w":264,"mask_h":264}]
</instances>
